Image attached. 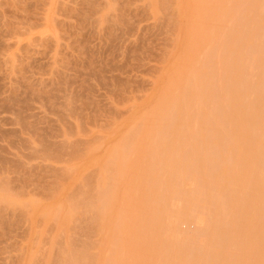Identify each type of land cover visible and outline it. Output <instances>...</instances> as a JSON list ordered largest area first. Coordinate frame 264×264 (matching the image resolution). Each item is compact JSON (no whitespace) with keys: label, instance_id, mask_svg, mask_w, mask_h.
<instances>
[{"label":"rangeland","instance_id":"rangeland-1","mask_svg":"<svg viewBox=\"0 0 264 264\" xmlns=\"http://www.w3.org/2000/svg\"><path fill=\"white\" fill-rule=\"evenodd\" d=\"M192 1L194 2V4L197 3L196 7L197 5L201 4V7H200L201 9H204L202 7H204L207 3L216 4L218 8L214 10L213 8L216 7L214 6L213 8L211 7L213 10L211 8L206 9V11H204L205 12L204 15L201 16L200 11L196 7H195L196 10L192 9L193 7L192 6L193 4H191ZM225 1L224 0H189V4H188L187 1L185 2V0H0V203H1L0 204V264H65L66 261H67L66 264H68V260L69 262L72 263V261L70 260L73 256H74L73 258H76L78 260L77 256H75L76 253L78 257L80 256L81 258L83 257V255L85 254L87 255L86 256L87 262L83 263L85 262V259H86L85 257L84 261L82 262H81V259H79L80 262H76L78 264H81V263L88 264V262L89 264H107V262L108 264H118L117 262L119 263L121 262L120 264H130V263L131 264H143L144 262H145L144 264H167V263L173 264L174 258H175L174 256H176L177 258V262L175 258L176 264H179V263L180 264H184V263L185 264H192V263L199 264L198 259L201 254L199 255L198 253L201 251L200 249L203 250L202 247H204V251H205L206 250L205 246H207L206 244H209V240L212 243L213 239L215 241V242L213 241V243H216L219 246L221 245V247L219 246L218 247L223 250L224 254L226 253V251H228L225 255L221 254L220 256V257L226 258L225 261H227V258H229V255H227L229 253L231 256L233 255L232 257L234 258L236 257L234 256V254L236 253L237 255H240L238 256L239 258L241 257L240 253H243V254L250 253L251 254L252 252L254 253V257H255V253L256 255L260 256L258 260H261L262 262L258 261L259 264L264 263L262 260L263 258L261 259V257L263 256L259 254L263 251V255H264V250H262L264 247L260 249L258 246L257 248L260 249L261 252L256 250V248H255L256 252H253L252 250L254 248H248L247 246V244L248 245L250 244V240L253 237L252 233L251 234L249 233L251 237L248 235L247 229H248V226H250L248 222H247L248 225H247L246 231L242 229L244 226L242 227L241 225H240L241 227L239 226L240 228H236V225H235L234 228L236 229L232 227L234 229V230L232 229L233 232L237 231V233H239L237 234V236H235L236 234L233 235L234 233L232 232L233 233L232 235L235 236L234 237L235 241L232 240L234 241V244L238 243L240 246H242L240 242H242V240H245L246 242V246L243 245V248L240 249L241 252L240 250H236L240 248V246L237 244V246L235 245L236 246L235 247L232 244V242H230L229 240L228 241L231 243V245H228L229 247L227 246V250L226 248H223L222 246L223 244L222 241L224 242L223 239L227 240L230 237L229 236L230 232L228 233V231H231L230 227L234 226L233 225L234 223L232 220H234V222L239 221V222H236L237 225L238 223H240V220L243 219V216L245 220L247 219L249 220V218L251 217L247 218V216L253 217L254 216L253 214L255 213V209H256L254 208L256 204L255 206L254 204L252 205L253 201L252 203L250 202V204L254 206L253 209L250 208L254 210L253 214L252 215L249 214L250 209L249 210L245 209V207L249 203L246 201L251 200L250 199L251 197L250 198L248 197L249 192L251 191V189H253L252 185L250 186L249 184L251 182L249 183L245 182L246 184L245 185L244 183H242V180L239 181V179H237L235 181V179H232L230 177L233 174L234 176L236 175L237 172L235 171H238V173L240 174L239 171H242V169L244 168L242 167V164L244 163L242 162V160L245 161L243 159L244 157L241 155L245 156L247 153L249 154L251 151L254 152L252 149L256 145H254L253 147V144H252L253 148L252 149L248 148L251 151H248L247 149L248 145H246L247 150L244 151L245 143L241 141L240 142L243 143L242 145L244 147L242 145H241L242 147L238 149L235 147L237 139L235 140L234 138H236L237 137L236 135L238 134H234V133L238 132L237 131L238 126L240 128V125H238V121H239L238 120L237 127H236L235 121L234 123H232L233 120L229 121V117L232 118V115L235 114L234 110L238 107H243L244 103L246 105H244L243 108L249 111L247 112L248 114L251 113V111L248 110L250 106L253 107V108L250 107L252 108V111L254 113L256 111L258 115L261 113L263 114L264 112V100H263L264 71L261 70L259 72V69H262V68L264 69V63L261 62L262 60H264V54H263L264 53V7L261 8V10H259L260 7L264 5L263 0H260V1L254 0V3H251L252 0H249V1L248 0H231L232 3H229L230 0H225ZM247 2L250 3V4L248 3L250 6L246 4ZM259 2L263 5L259 6ZM186 3L188 4V6L189 5L190 6L185 10ZM202 4H204V6H202ZM251 4H255V7L257 10L256 12L253 7L254 5H251ZM258 6L259 8L257 9ZM247 7H249V11L251 14L248 12ZM197 10L199 11V13L197 12ZM201 13H203V11ZM247 17H249V20H250L249 23L246 22L248 24V27H246L247 24L245 23ZM259 20H262V21H259ZM241 22L244 26L241 24ZM192 24H193V27H194V24H196L197 26L199 25L198 27L200 28L202 27L203 30L201 31L202 28L198 29V27L195 26L196 28L194 27L195 28L194 31L198 29V31L202 32L200 33L201 35L205 33L204 31H206V33L204 34L205 37H203L202 35L201 40H199L200 37L199 39L197 37L198 40L196 39V37L192 38V36H194L197 33V31L194 32L195 34H193L192 36L188 33L189 31H193L192 29H194L192 28ZM205 24L206 26H204ZM242 26L243 28L244 27L246 28V31L243 28H241ZM241 31H243V33ZM261 32L263 33L262 35H261ZM255 33H259L260 35L258 34L255 35ZM218 34H221L222 36L223 35L224 36L221 37V35L218 36ZM232 34H233V37L236 36L234 38H237V40L241 39L242 41L235 40L232 37ZM249 34L250 36H252L251 40H249L250 38ZM253 34L255 36L254 38H253ZM188 35L190 36V38ZM196 35H199V34H196ZM239 35L240 36L242 35L241 38L240 37L238 38ZM207 36L208 38L215 36L214 39L217 37H220V38H217L218 40L215 39V42H213V44L211 43V46H209L210 44L205 43L211 40V39L208 40ZM246 37H249V38L247 39ZM188 38L190 40L192 38L194 41L196 39L199 42L197 43L195 42L196 44L193 43L195 45H192L191 41L193 40L189 42ZM252 38L256 40L257 42L253 43L254 41ZM234 40L237 43L233 42ZM186 41L188 42V44L186 43ZM231 41L232 43H234L233 46L235 45L236 47H238L236 44L238 45L241 44V43L239 44L238 42H242V43L246 42V44H249L250 47L254 46L255 44L256 45L254 46L255 50L257 47H260V46L262 47V49L260 48L261 50L259 51V53L261 52V55L259 54V56L261 57L258 56L259 58H257V55H258L257 53H255L256 55L252 53L253 48L251 50L250 48L248 50L244 49L246 51L242 50L245 52V53L242 52L243 60H244V56L247 58V61L245 59L246 63H248L249 61L248 59H251V62L253 63L252 64L249 61L250 65L252 64L251 67L253 65L255 67V65L258 64L257 65L258 69L255 68L253 70L254 67H252L251 72L253 71L254 72L251 73L249 72V69H250L249 63L245 64L244 63L245 61L243 60H242L243 62L241 61L242 67L243 65L247 66V67L244 66L243 68L244 69L243 72L245 74L241 73L239 69H237V71H239L242 75L247 74V76H243L247 78V80L243 81L244 83H242V80H244V78L242 77H241L242 80L240 79V83L238 80H236L238 83L234 80L236 82L235 84L234 82H232V79L230 81V79L226 78L227 74L231 73L230 75H232L234 73L231 70V68H229L230 71L227 72L228 67L229 66L232 67V60L230 59L234 60L233 57L235 55L234 54L232 56L230 51L238 50V48H236L235 46L234 47L236 50L233 48L232 43H228ZM259 42L262 43L263 45L262 44L260 45ZM223 43H224V46H223ZM256 43H258L259 45H257ZM218 45L220 48L217 47ZM249 50L251 52L250 55H252L251 57L250 55H248V53L250 52L247 53V51ZM258 50L259 48H257L256 51ZM228 53H229L230 58L227 56ZM188 56L190 60L191 58L195 60V57H198L199 63H198V58H197V61L196 60L195 61L197 62V64L202 65L203 70L201 69V74H200L198 73L200 72V70L198 71V68L200 69L199 66L201 65H198V68L196 66L194 68L193 66L194 68L193 70L197 68L196 70L198 71L196 74L197 77H195L197 80H194L195 78L193 80L195 81V83L196 81H199L197 82L198 86L199 85L201 86H199V88L195 86L196 87L195 89V87L192 88V86L187 85V87H191V89L188 88L190 91H187V92L185 91L184 93H185V96L189 97V99L191 98L193 99L194 97H192V94L195 93L197 88L199 92L201 91V93L198 94L200 97L202 96L201 98H199V101H198L199 102L198 104H200L199 106H201L202 104L200 110H199L198 104L193 105L195 102L194 99L197 100L196 98L193 99L194 102L190 100L192 104L190 103V101H188L189 103L187 102V100L189 99L188 97H185L183 93H182L183 97L182 96L181 97L183 100L185 97L184 102L183 101L181 102L180 100L181 97L180 99L177 98L180 96L178 94H181L180 92L181 85H179L180 89L178 91V89H175V87H177L178 85V81L174 83L175 79L173 78L172 80L171 79L172 77L170 78V77H167L166 75L169 73V71H170V75H171V72H172V75L174 76L177 75L178 72L180 74L181 70L179 68L182 65L181 66L179 65L178 67V64H182V62L180 63V61H184V59H186V57L188 58ZM252 58L254 62L252 61ZM256 59L257 60L260 59V60L257 61ZM190 60H189V63H190ZM187 61L188 60H186V62ZM225 61H227L228 64L229 63L230 64L229 65L226 64L227 62L225 63ZM184 62H183V66L185 67L186 70L182 67L181 68L182 70L184 69L183 71L186 74L188 73L187 71L189 68L188 65L190 66L191 64L186 63L187 65H184ZM257 62H260V63H257ZM223 65L224 67L226 65L227 66L224 68ZM176 66L178 67L179 71L177 70V68H176L177 71L175 70ZM172 67H174L173 71H171ZM191 68L192 67L190 66L189 71ZM174 70H175V73L177 74L174 73ZM196 70L194 73H191L193 74L192 76H194V74L196 73ZM218 71L220 72L222 71L221 73L223 74H221L220 72L219 74H215V73H218ZM190 72H189V75H190ZM224 72L225 73L227 72V73L225 74ZM239 74L238 75L235 74V75L238 76V78H240ZM223 75L225 77L224 79L226 80H224L223 77H221ZM248 76L251 77L250 80ZM177 77H179V75L176 76L175 78ZM183 78L185 79V77ZM198 78L200 80H198ZM166 79H169V80L171 79L172 80V81L170 80L171 82L174 81L173 85L175 84L177 85L172 86L170 85L171 82L165 83ZM180 79H181V76L180 78H178V80L180 81ZM191 79L192 77L189 80ZM219 79L221 80L219 81ZM169 80H167V82H169ZM194 81L192 83H194ZM227 81L230 83V84L228 83L229 86L227 85ZM246 81L248 83H246ZM181 82L183 81L181 80ZM218 82L225 84L223 89L221 88L222 84L220 83L219 85ZM213 84L216 86H220V90H219V87L214 86L213 87L214 89L211 92L216 94L215 91L218 90L217 93L222 94L223 102L221 100L222 98H217L216 97L217 95L216 96L214 94L211 95V93L207 92ZM183 85L184 84H182V88H183ZM190 85H193V84H190ZM205 85L207 88L205 87ZM230 85H231V91L234 90L233 93L231 91H229L231 93H228L227 91L228 87L230 90ZM238 85L239 87L241 86L244 87L243 91H242V88L236 87ZM185 87H186V84H185ZM204 87L206 88V90ZM215 87L217 88V90ZM249 89H251V91ZM253 89L255 90L253 91ZM223 90L225 91V93ZM159 91H161L162 93H159ZM204 91H206V93L208 94L207 97H205L206 95L203 94L205 93ZM164 92L169 94L170 97L167 94L164 95ZM197 92L198 91H196V95H197ZM158 93L160 94V96L162 95V97L164 95L165 99L164 100L161 99L162 97L158 96L159 95ZM170 93H172V97ZM257 93L261 95L262 97V98L260 97L261 99H259L258 97L259 95ZM173 94L175 98L177 99L174 98ZM209 94L211 95L209 100L213 99L214 96L216 99H220L221 105H219V107L217 104H220V102L219 100H216L215 98L214 99L217 101V102L215 101V103H217L216 107L214 106L215 105V103L213 102L214 100H212L213 103L207 104L208 99L205 100V98H208ZM224 94L225 96H223ZM226 94H228L227 95L228 97L226 96ZM232 94L234 96H232ZM166 95L168 96V98H172V99L174 98L173 103H175L174 100H176L178 104L182 106V107L176 106L178 104L175 103L176 104L175 108H173L174 106L172 107L168 104L170 102H166L163 104V105L165 104L169 105L166 107V109L170 107L169 109L172 110L173 108L176 111L175 112L172 110V112H175V114L168 112L169 115L168 116L166 115V116L169 117L171 114L169 118H171L173 114H174L173 117L176 118L178 116L179 111L182 109L179 113L178 121L176 120L177 118L173 119L172 117V119L174 120V121L172 120L173 124L175 125V127L178 128L175 134L179 132L180 135H178L179 134L178 133L177 135L173 136L176 128L173 126V124H171L172 121L170 122L171 126L169 125V123L167 124L166 122H169V119L167 120L166 118L167 121L165 120L164 122L165 124L158 122L160 123L158 124L159 126L161 124L163 125V127L160 126V128L163 130L161 129L159 130L162 132L164 131L166 133V127H165L166 125L170 126V127L167 126L168 127L167 133L169 131L168 134H171L170 128L172 126L175 130L172 129L173 130L172 132L173 135L171 134L172 136L167 135V133L165 134V136L167 135V139L164 137V135H162V138H164V140H162L160 136L161 132L158 133L159 135V136L157 135L158 137L156 136L157 130L159 128L157 127L158 125L156 121L158 119L156 117L160 115L157 116L155 114L157 111L155 110H157L158 107H159L158 109L160 110V105L162 104V101L163 102L168 101L166 100L167 99ZM231 96L234 99H232ZM238 96L240 98H238ZM156 98H159V99H156ZM172 99H171V102H172ZM203 99H204V102H203ZM235 100L236 101L240 100V101H238L237 103ZM260 100H262V102ZM186 102L188 103L187 106H185L187 104ZM256 102L258 103L261 102L260 103L261 108L256 106L258 105V103ZM237 104L240 106H238ZM163 105L161 109H163L162 111L165 112V108L163 107H165L166 105L165 106ZM208 105H212V107ZM235 106L237 107L235 108ZM214 107L215 109H213ZM227 107L229 108V111ZM222 108H224L223 109L224 111L227 110L226 111L227 113H225L222 110ZM254 108L256 110H253ZM210 109H213L214 111L216 110L215 111L216 115L217 117H219V119H221V121L226 120L227 122H229V123L225 122L227 124V125L225 124L226 127L223 122L225 129L221 128L223 126L217 127L215 125L216 123H214L213 121L216 115H214L215 112L211 111ZM257 109L259 110L262 109L263 112L262 111L258 112ZM241 110H242L241 112H243V109ZM144 111H146V114ZM231 111L234 113H232ZM245 111L243 112V115L245 114L244 117H246ZM20 112H22V114ZM206 112H211L213 114L212 116L213 118L210 116L212 115L211 113L208 115V113ZM236 112H239V109L236 110ZM241 112H239V114ZM159 113L162 114V112H159ZM154 114H155L154 117L157 120L152 122L154 119L152 115ZM165 114H167V112H165ZM193 114L196 115V117ZM205 114H206L205 117L207 118L210 117L208 121L210 122L212 127H215L216 128L215 130H219L218 128H221L219 131L221 132L223 130L224 135H222V133L218 135L217 132H215V134H212L211 132L212 127L208 129L209 126H206V124L204 125V123L206 122H204L203 120L205 118L203 115ZM252 114L253 113H251L250 115ZM262 114L261 116L264 115ZM163 115L164 114H162V118L165 117V115L164 116ZM235 115H237V117L240 116L241 121L243 120L242 115H238V113H236ZM190 116L193 118H190ZM222 116L224 118H222ZM149 117H152L151 121ZM201 117H203V119H201ZM143 118L144 120L146 118H149V124H148V121L143 122V124L146 123L144 128H142V124H141L142 123L141 121ZM175 121H177L178 123ZM241 121L239 122L242 124ZM208 123L207 125H209ZM263 123H264V119H263ZM187 124H189V126ZM233 124L235 125V127ZM153 125L156 127L154 128ZM182 126H185V128H183ZM204 126L208 128L205 129ZM257 126L259 128L261 126V129L263 130L262 127L264 126L262 125V123L261 125H257ZM141 128H142V131H141ZM241 128H243L244 131L246 129L243 126ZM249 128L251 127L249 126ZM252 128L254 127L252 126ZM256 128L253 130L257 132L259 128L257 130ZM180 129L181 130L183 129L184 133L186 132L184 129H187L188 131L190 129V132L191 131L193 132V133L191 132L193 136L191 135V133L187 131L190 135V139H189V135H187V132L185 133L186 135H184L183 132L182 133L180 132L181 131ZM154 131H156V134H152V132L154 133ZM258 131H259V134L261 135L262 133H260V130ZM138 132H141V133H138ZM240 132L242 133L243 131L241 130ZM249 132L251 133L250 130L248 131V133ZM248 133L246 130L245 134L248 135ZM203 134L204 135L208 134V135L207 136L205 135L206 137H204ZM230 134H232L231 135L232 137L235 135V137H233L235 141H232L231 137L230 138L227 137V135H230ZM259 134H253V135H259ZM250 135H248V137ZM168 136L170 140H168ZM192 137H194V139ZM259 137L260 136H258V138ZM191 138H192V141H191ZM261 138L260 140L262 141L264 139V136H263V139ZM165 139L167 142H165ZM255 140H257V138ZM190 142L192 143L190 144ZM121 143H123V145H125L126 148ZM180 143H183V145ZM257 143L259 144L260 142H257ZM262 143H260L259 145H261ZM177 144H180L181 147ZM189 144L192 146H190ZM118 145L121 146L120 151L117 148ZM178 146H179V149L176 150ZM233 146L235 147V149H233ZM262 146L264 147V145ZM116 148L119 152L116 150ZM169 148L170 150L172 149L171 150L172 152H170ZM182 149L183 150L185 149L187 151L184 152ZM231 149L235 151V153L237 154L234 156H231L232 155L231 152L233 153ZM258 149L260 150V148ZM229 150H231L230 156H229ZM242 150L244 152L241 153L240 151ZM108 151L109 152L111 151L110 152L111 154H107ZM114 151H117V152L114 154ZM124 151H127V152H124ZM206 151L207 152L209 151L210 154L207 153ZM165 152L167 153L169 152V153L165 155ZM263 152L264 151L262 150V152L260 153L263 155L264 154ZM255 153L257 155L259 154L258 152H255ZM177 154L179 155L177 156ZM192 154H194V156ZM120 155L121 157H119ZM162 155L165 156L164 158L166 159H163ZM212 155L213 157H211ZM206 156L208 158H206ZM234 157L237 159H235ZM233 158L235 159V161L233 160ZM225 159L228 161H225ZM107 160H108V164L105 165ZM111 160L113 161L117 160L119 161V163L121 162L122 165L124 163L125 167L127 166V168H125L124 165L121 166L120 164H118L119 167L121 166L123 169H127V170L129 167V170L128 171L122 170L120 167L121 172L120 171L117 172L115 168H118V165L116 164L117 167H115L116 166L114 164L115 162L112 163L113 161ZM161 160L162 161L165 160V161L162 162ZM194 160L196 162H194ZM97 161L99 164L97 163ZM110 161L112 165L114 164V167H112L111 163H110L111 166L109 165ZM117 161L116 163H118ZM146 161L148 163H146ZM224 161H225V164H222L224 163ZM262 161H264V158ZM187 162L188 164L185 165ZM158 163H160V165H158ZM201 163L202 164L204 163V165H202ZM238 163L239 165H236ZM263 163L262 164L260 163L261 166H259L260 165L259 164L258 167H255L253 169L255 170L258 168L259 170V171L256 170L255 174L252 173L254 172L253 170L252 172L250 170V172L252 173L251 175H253V177L251 176L252 178L250 176H246V173H247L246 171H248L246 169L249 167L245 169L246 170L245 175H244V172L243 174L241 173V175L246 176V178L250 177L251 180L250 178L248 179L253 182L255 181L254 177L256 176V172H258L257 175H260V179H261V177L264 175L261 176V174L263 173L262 171L260 172V170L261 169L263 170V168L261 169L259 168L262 167V165L264 167ZM163 164L167 166L165 167ZM218 164L221 166H218ZM102 165H104V169ZM152 165L154 166L155 169L153 168ZM207 165H210L212 168L210 167V170H209V166ZM228 165L230 168H228ZM84 166L86 167L84 168ZM226 167H227V170L225 169ZM106 168H107V173H105ZM108 168H111V169H108ZM112 168H114L115 170H113ZM151 168L154 170H150ZM163 168L165 169L168 168V169L163 170ZM172 169L173 171H171ZM199 169L201 170V172ZM204 169L205 170L208 169V171H205ZM142 171L144 172V175ZM161 171L165 173L163 174L161 173ZM123 172H126L125 173L126 175ZM223 172L224 174L226 173L225 176ZM207 173L210 174V177L208 176ZM106 174H107L109 181H106L107 180L106 179L107 177L105 178ZM119 174L122 175V177H120ZM158 174H159L160 180H159V177H157ZM160 174H163L164 177L163 175H161L162 176L161 178ZM204 174L207 177H204ZM108 175L112 177L110 178ZM123 175H125L126 178H124ZM150 175L153 177H151ZM167 175H168V178H167ZM154 177L156 179H154ZM223 177L225 178L223 179ZM228 177L230 180L228 179ZM164 178H166L165 180L168 179L170 183L168 180L164 182ZM241 178H244V177L241 176ZM111 179H114V180L111 181ZM127 180L129 182H127ZM256 180L258 179L256 178ZM105 181L107 183V186L105 185L106 184ZM218 181H222V182L217 183ZM243 181H247V180L245 179ZM113 182L120 184V185H117V184L115 185ZM126 182L130 184V187L128 186V184H126ZM179 182L181 183V185ZM163 183H164V187H163ZM222 183H224V185ZM259 183H261V181ZM259 183H258V186L257 187L255 186L254 188L259 189L260 187H262L261 185L259 187ZM177 184H179L180 186L179 185L176 186ZM247 184L249 185L248 187H247ZM253 184H255V182ZM174 185L176 186V188ZM222 185L224 188L227 187L225 188L227 190L226 191L224 190L226 192L225 193L226 196L228 195L227 200L225 199L226 203L231 202V206L234 204L233 206L234 208H236L235 210L236 213L234 210H231L233 214L229 212L230 210L225 212L228 215L231 214L229 216L225 214L224 217H227L226 219L227 221L228 218L231 216V218H229V222L232 221V225H230V227H229V224L225 225L224 230H228V231L223 230L224 232L228 233L227 235L226 233H224L226 236L220 234L221 232H223L222 230L220 231V233L218 232L222 236L221 238L218 236L216 232H214L213 230L214 224L212 227H210L211 226L210 217L211 219L213 217L209 213L214 215L212 212L213 210L210 211V209L215 206L208 205V203L214 202L213 200L210 201L212 199V196H214L213 195V193L215 192L214 189H216L217 187V190H218V186H222ZM262 185L264 189V184L262 183ZM111 186L112 187L114 186V189L111 188ZM125 186L126 187L128 186L129 191H128V188H126ZM131 186L132 188H135L136 191H134V189H131ZM149 186L151 187L147 188ZM153 187L155 188L153 189ZM107 188L109 190H107ZM165 188H167V190ZM148 189L150 191H153L150 194L153 193L154 195L153 194L150 195L149 193L148 195L146 191ZM183 189L185 190L184 192H182ZM263 189L260 188L259 190L260 192L258 191V194L255 192L253 193L257 194L258 196L259 195L261 196V194L259 193H261V190L264 191ZM149 190L148 192H150ZM212 190L214 191L213 193L211 192ZM154 192H157V194ZM217 192H219V190ZM141 194H143L144 196L143 198H141L142 197ZM222 194L225 196L224 192L223 193L221 192V195ZM251 194L249 195L251 196ZM262 194H264V192H262ZM168 195L170 197H168ZM102 196L105 198L108 197L109 199H105ZM149 196H152L153 199L154 198L157 199V196H158V200L160 198L159 201H161V199L162 201H164L163 205L159 204L160 202H158L155 199H154L155 203L158 202V204L152 203L151 201L153 199L149 201L150 200L149 198H151ZM137 198H140L138 200L141 202V204H139L140 202L137 203L140 205V206L137 205L138 206L137 208H139L140 212L142 211V209L145 212L142 211L143 213L141 214L138 213L140 217H136V219L140 221H136L137 223H134L133 219H135V217L132 216L134 215L132 213H134L135 210H133V208L130 209L131 207H133L130 205L136 204L134 202L133 203L131 202L137 200ZM222 198L224 200V197ZM144 199L146 200V204H147V199H149L148 204H151V203L154 204L153 205L154 208L152 209L151 208L152 205H149V208L151 209H147V207H145L146 205H143L145 203ZM138 200L135 202H138ZM214 200H217L216 194H215ZM218 201L219 200H217V202ZM260 202H261V199H260ZM260 202L257 203V206H260L259 205ZM262 202L264 201L262 200ZM96 203L97 205H95ZM33 204H35L36 207H34L35 205ZM89 204L94 205V207H91V205ZM126 204H130V205H126ZM250 204L249 206H251ZM71 205L73 207L75 205V207L73 208ZM70 206L73 209H71ZM76 206L78 209L76 208ZM127 206L128 207L130 206L129 209L132 210V213L128 211L130 213V217L131 216L134 217L132 221L130 220L131 218L127 217L129 215L128 212L124 211V210H129ZM157 206H160V208L163 207V210L161 211L160 208ZM207 207L208 208L210 207L209 210ZM135 208L136 207H134V209ZM40 209L42 211H44V209H47L49 211L50 209L49 214L45 213L47 210L44 211L43 213L40 212L41 211ZM214 209L218 211L217 208H214ZM260 209H257V211ZM139 210L137 212H139ZM245 210L247 211V214H248L246 217H245L246 215ZM121 211H122V215L124 213L126 214L122 216ZM263 211L264 209L262 210V212ZM152 212L155 215H153ZM259 212H261V210L255 213L257 214V218H258L257 220L261 218L260 220L263 221L264 217L262 219V216L264 214L263 215L261 214L262 216L260 215L261 217L259 218L258 217ZM118 213H120L119 216H118ZM146 213H148L149 216L150 214L153 215V216L151 215L152 220L148 219V215ZM138 215H135V216H138ZM157 215H159V217L161 216L160 217L161 220H159V217ZM184 215L186 218L184 217ZM232 215H234L235 217V218L233 217L234 219H232ZM144 216H147V217L144 218ZM221 216L223 217L222 213H221ZM115 218L121 219L119 220L121 223L117 222L118 224L119 223L122 224V222H126L127 220L126 224L124 223L125 226L119 225L120 228H123L124 226L123 228L124 232L122 231L123 229L121 230L119 229V227L116 228V225L114 224L116 223ZM215 218H220V215ZM254 218L256 219V216L253 217V219ZM110 219L113 220L114 223L113 222L110 223L111 221ZM106 220L109 221V223ZM148 220H150L149 222H151L149 224L150 225L152 224L151 227L147 225ZM212 220L214 222L216 219H212ZM152 221H154L155 223H153ZM251 221H253L252 218H251ZM259 221H258V224L259 223L261 224V222ZM139 222L140 223L142 222V227L139 226L140 225ZM244 222L240 224H243ZM252 223L257 224V222H252ZM112 224H114L115 226L114 229H112L113 228ZM128 224L133 225L130 227L131 229L129 228L130 225L128 226ZM105 226L106 228L108 226H109L108 228H110V229L107 228L108 229L107 233L105 231L106 230ZM126 226L128 227L126 228ZM143 226H147V228L146 227L143 228ZM209 227L212 228V230H210ZM117 229L121 231L119 232L117 231ZM111 230H112L113 235L115 233L117 235L115 234L116 236H113L111 233ZM249 232L251 231L249 230ZM118 233L119 235L121 233V235L123 236L121 235L119 236ZM207 233H209V235L210 233H212L213 234V236H211L212 238H210V236ZM262 233L264 234V230L260 233V235ZM206 234H207V238H206ZM246 234L250 238V239L248 238L249 240L246 238L247 241H249V243H247L246 239H240L243 236L245 238ZM110 235L113 237H110ZM117 236L119 239L118 241L116 239ZM199 236H202V237H199ZM233 236L231 237L233 238ZM261 236H262L261 239H264L263 235ZM114 237H115V240H114ZM120 238H123L124 242H123V239L120 240ZM208 238L210 239L208 240ZM236 238H237V242H236ZM220 240H221V244L218 243L220 242ZM259 241H263V240H259ZM193 242H196V243H193ZM245 242H243V244H245ZM189 244L190 245L193 244L196 250L198 249L196 246L199 245L198 247H200L199 248L200 251H198V253L196 254L197 251L193 249L194 246L193 247L191 246L190 248L188 247L190 246ZM217 245H215V247ZM226 245L224 244V246ZM263 245H264V242H263ZM263 245H260V246H263ZM210 246L214 248L213 244L212 245L210 244ZM166 247H169V248H166ZM218 247L215 249H218ZM186 248H188V250L191 249L193 251L192 253L189 250V253L193 254L191 255L192 259L191 257L190 258L188 257L190 256V254L186 255V252H187ZM228 248L229 249L231 248L230 250H233V249L234 250L231 252L230 250H228ZM184 249H185V253L182 252L183 253L182 256L180 255V253L178 254L179 250H180L179 252H181V251H184ZM221 249H219V251H221ZM242 249L244 250V252L242 251ZM79 253L82 254V256ZM220 253H222V251ZM247 254L246 255L244 254V257L248 258L247 260L249 263H253L252 261L254 260L252 258H251L252 260L250 259V257H253V255L251 254L250 256V254L248 255ZM64 255L67 256V258ZM168 255L170 257H168ZM172 255H174L173 258H172ZM178 255H180L181 257H178ZM215 255L216 254L212 253V256H215ZM68 256H70V259ZM166 256L168 257L167 259H166ZM183 256L185 258L187 256V259L190 261H188L187 259L184 260ZM196 256H198V259L195 258L197 260L193 258ZM207 256H209V259L211 260L210 258L211 255H207ZM207 256H205L207 258L206 262L208 261ZM231 256L229 259L232 258ZM258 256H256L255 258H257ZM244 257H242L244 260L243 263H242V259H241V262L239 260L237 261L244 264L246 262V259H244ZM63 258L65 262L64 260H62ZM90 258L92 259L91 260L92 262L94 261V263H91V261H89ZM98 258H100L101 261L100 259L98 260ZM96 259L98 260L97 262H96ZM172 259L173 261L171 262ZM213 259L215 258L213 257ZM152 261L153 263H151ZM220 261H219V264H220ZM231 261L233 262L234 259L232 258ZM231 261L228 260V262H231ZM255 261L254 263L256 264ZM201 263H203V261ZM235 263H236V258H235L234 264Z\"/></svg>","mask_w":264,"mask_h":264},{"label":"bare ground","instance_id":"bare-ground-1","mask_svg":"<svg viewBox=\"0 0 264 264\" xmlns=\"http://www.w3.org/2000/svg\"><path fill=\"white\" fill-rule=\"evenodd\" d=\"M186 1H187L188 4H189V0H185V2H186ZM224 1H225V0H224ZM248 1H249V0H248ZM255 1H260V0H255ZM192 2H193V1H192ZM192 2H191V4H193V5H192V6H193L192 9H193V10H194V9L196 10V8H197V9L200 11L201 16L204 15V13H205L204 11H206V9H209V8H211V7L213 8L214 6H216V4H211V3L208 4V3H207L208 5L206 4L205 6H204V4H202V6H204V7H202V8H204V9H201V8H200V7H201V4L197 5V7H196V4H197V3L194 4V2H193V3H192ZM225 2H227V1H225ZM183 3H184V2H183ZM229 3H232L231 0H230ZM248 3H249V2H247L246 4H248ZM251 3H254V0H252ZM257 3H258V2H257ZM257 3H256V5H257ZM188 4H187V3L185 4V5H186L185 10L190 6V5L188 6ZM249 4H250V3H249ZM249 4H248V5H249ZM263 4H264V0H263ZM263 4H261V3L259 2V6H262ZM185 5H184V6H185ZM194 5H195V6H194ZM211 5H212V6H211ZM243 5H244V4H243ZM251 5H254L253 7H254L255 12H256L257 10H256V7H255V4H251ZM208 6H209V7H208ZM229 6H231V5H229ZM244 6H245V5H244ZM249 6H250V5H249ZM259 6L257 7V9L259 8ZM195 7H196V8H195ZM206 7H207V8H206ZM241 7H242V6H241ZM251 7H252V6H251ZM253 7H252V8H253ZM263 7H264V5H263L262 7H260L259 10H261V8H263ZM212 8H211V9H212ZM216 8H218V6L214 7L213 9L215 10ZM236 8H237V7H236ZM242 8H243V7H242ZM247 8H248V12L250 13V11H249V7H247ZM247 8H246V10H247ZM200 9H201V10H200ZM213 9H212V10H213ZM198 10H197V12L199 13ZM217 10H219V9H217ZM187 11H188V10H187ZM202 11H203V13H201ZM237 11H238V10H237ZM253 12H254V11H253ZM243 13H244V12H243ZM250 14H251V13H250ZM254 14H255V13H254ZM233 16H234V15H233ZM255 16H256V15H255ZM241 18H242V17H241ZM244 18H245V16H244ZM229 19H230V18H229ZM231 19H232V17H231ZM262 19H263V18H262ZM222 20H223V19H222ZM222 20H221V21H222ZM243 20H244V19H243ZM234 21H235V19H234ZM259 21H262V20H259ZM242 22H243V21H242ZM242 22H241V24H242ZM246 22H248V23L250 22L249 17L246 18L245 23H246ZM221 23H222V22H221ZM239 23H240V21H239ZM237 24H238V23H237ZM246 24H247V23H246ZM246 24H245V25H246ZM202 25H203V24H202ZM217 25H218V24H217ZM217 25H216V26H217ZM242 25H243V24H242ZM195 26H197V25L194 24V27H195ZM198 26H199V25H198ZM198 26H197V27H198ZM204 26H206V24H205ZM219 26H220V25H219ZM243 26H244V25H243ZM243 26H242L241 28H243ZM194 27H193V24H192V28H194ZM246 27H248V24L246 25ZM195 28H196V27H195ZM195 28L192 29L193 31H189L188 33L192 36L193 34H195L194 32L197 31L196 34H199L200 36L195 34L194 36H192V38H195V37H196V39H197V37H198V39H199V37H200L199 40H201V36H202V35H203V37H205L204 34L206 33V31H204L205 33L203 32L204 34H202V35L200 34V33H202L201 31L203 30L202 27H201L202 29H201L200 27H198V29H201V31H198V29H196V31H194ZM204 28H205V27H204ZM217 28H218V27H217ZM222 28H223V26H222ZM222 28H221V29H222ZM251 28H252V26H251ZM218 29H219V28H218ZM239 29H240V28H239ZM243 29L246 31V28H245V27H244ZM223 30H224V29H223ZM252 30H253V29H252ZM190 32H192V33H190ZM241 32L243 33V31H241ZM247 33H249V32H247ZM247 33H246V34H247ZM225 34H226V33H225ZM250 34H251V33H250ZM250 34H249V37H250V38H249V37H246L247 39L249 38V40H251V37H252V36H250ZM257 34L260 35L259 33H255V35H257ZM262 34H263V33L261 32V35H262ZM183 35H184V33H183ZM185 35H186V34H185ZM206 35H207V34H206ZM216 35H217V34H216ZM216 35H215V36H216ZM219 35H221V34H218V36H219ZM251 35H252V34H251ZM188 36H189V35H188ZM209 36H210V35H209ZM215 36H212L211 38H210V37L208 38V36H207L208 40H209V39H211V40L208 41V42H205V41H203V42L208 43V44H210L209 46H211V43L213 44V42H215V39L218 40L217 38H220V37H217V38L214 39ZM223 36H224V35H223ZM223 36L221 35V37H223ZM229 36H231V35H229ZM241 36H242V35H241ZM241 36L239 35L238 38H239V37L241 38ZM245 36H246V35H245ZM186 37H187V36H186ZM186 37H185V38H186ZM226 37H227V36H226ZM232 37H233V34H232ZM234 37H236V36H234ZM234 37H233V38H234ZM254 37H255V36H254V34H253V38H254ZM189 38H190V36H189ZM189 38H188V41H189V42H190L191 40H193L192 38H191V40H190ZM227 38H228V37H227ZM227 38H225V39H227ZM230 38H231V37H230ZM253 38H252V39H253ZM256 38H257V37H256ZM196 39H195V41L193 40L194 42L191 41V44H192V45H195L197 42H199V41H197L198 39H197V40H196ZM202 39H204V38H202ZM234 39L237 40V38H234ZM242 39H244V38H242ZM247 39H246V40H247ZM221 40H222V39H221ZM232 40H233V39H232ZM235 40H234L233 42L237 43ZM238 40H239V39H238ZM238 40H237V41H238ZM223 41H224V40H223ZM239 41H242V40L240 39ZM244 41H245V40H244ZM244 41H243V42H244ZM247 41H248V40H247ZM253 41H254L253 43L257 42V41L254 40V39H253ZM258 41H259V40H258ZM184 42H185V41H184ZM195 42H196V43H195ZM186 43L188 44L187 41H186ZM193 43H195V44H193ZM205 43H204V44H205ZM216 43H217V41H216ZM221 43H222V42H221ZM228 43H232V41H231V42H228ZM238 43H239V44L241 43L240 45L236 44L238 47H236V46L234 45L236 48H238V50L235 49V47L233 46L234 43H232V46H233V48H234L236 51H234V50H233V51H232V50L230 51V53L232 54V56H233L234 54H235V55H234V57H233L234 60H233V59H230V60H232V67H230V66L228 67V69L231 68V70H232L236 75H238L240 72H241V73H244V72H243V71H244L243 68H244V66L247 67L246 65H243V67H242V65H241V61L243 60V57H242L243 54H242V52L248 50L249 48H250V50H251L252 48L254 49V46H256V45L254 44V46L250 47V45H249V44H246V42H244L245 44L242 43V42H238ZM259 43H260V42H259ZM225 44H226V43H225ZM250 44H251V43H250ZM256 44L259 45L258 43H256ZM261 44H262V43H260V45H261ZM184 45H185V44H184ZM214 45H215V44H214ZM219 45H220V44H219ZM219 45L217 46L218 48H220ZM221 45H222V44H221ZM227 45H228V44H227ZM229 45H230V44H229ZM251 45H252V44H251ZM262 45H263V44H262ZM223 46H224V43H223ZM223 46H222V47H223ZM225 46H226V45H225ZM239 46H240V47H239ZM212 47H214V46H212ZM230 47H231V46H230ZM215 48H216V46H215ZM227 48H228V47H227ZM227 48H226V50H227ZM257 48H259L258 51H256ZM257 48H256V50L254 49L255 51L252 49V53H254V54L257 53V54H258V55H257V58H259V57H261V56H259V54L261 55V52L259 53V51L262 49V47L260 46V47H257ZM260 48H261V49H260ZM221 49H222V48H221ZM230 49H231V48H230ZM244 49H246V50H244ZM242 50H244V51H242ZM250 50L247 51V53L250 52ZM218 51H219V50H218ZM232 52H233V53H232ZM244 53H245V52H244ZM247 53H246V54H247ZM262 53H263V52H262ZM231 54H230V55H231ZM250 54H251V52L248 53V55H250ZM263 54H264V53H263ZM195 55H196V54H195ZM248 55H247V56H248ZM255 55H256V54H255ZM177 56H178V55H177ZM196 56H197V55H196ZM227 56L230 58L229 53H228ZM251 56H252V55H250V57H251ZM253 56H254V55H253ZM258 56H259V57H258ZM191 57H192V56H191ZM228 57H227V58H228ZM248 57H249V56H248ZM184 58H185V57H184ZM197 58H198V57H195V60H196V61H197ZM174 59H175V58H174ZM174 59H173V60H174ZM245 59H246V61H247V58L244 56V60H243V61H245ZM262 59H263V58H262ZM186 60H188V61L186 62ZM189 60H190L189 56H188V58L186 57V59H184L185 62L179 60L180 63L182 62V64H178V67H179V65H180V66L182 65L181 67L185 69V67L183 66V62H184V65H187L186 63H189ZM191 60H192V61H191ZM191 60H190V63H189V64H191L190 66L192 67V68L190 69L191 72L189 71L190 66L188 65V67H189L188 70H187L188 73H186V74H185L184 71H183L184 69L182 70L181 67L179 68V69L181 70V71H180V74H179V72H178V74L175 73L176 68H177V70H178V67H177V66L175 67V70H174V73L177 74V75L174 76V75H172V72H171V75H172V76H171V75H170V71H169L168 74H166L167 77H170V78L172 77V78H171L172 80H173V78L175 79V82L173 81L174 83H176V81H178V85H177V84L173 85V82H171V81H172L171 79H170L171 81H170L169 79H166V82H165V83H170V82H171L172 84L170 83V85H172V86H176V85H177V87H175V89H178V91H179V89H180V88H179V87H180L179 85H181V91H180L181 94H178V95H180V96L177 97V98H179V99H180L181 96L183 97V94H184V96H185V93H184L185 91H186V92H187V91H190L189 89H191V87H187V85L192 86V88L195 87V86H197V87L199 88V86H201V85L198 86V83H197V82H199V81H196V83H195L194 80H197L195 77H197L196 74H197V72H198L199 70H200V72H198V73L201 74L202 65H201V64H197V62H196L194 59H192V58H191ZM228 60H229V59H228ZM228 60H227V61H228ZM248 60L251 62V59H248ZM254 60H255V59H254ZM256 60H257V59H256ZM259 60H260V59H258L257 61H259ZM227 61H225V63H226ZM243 61H242V62H243ZM246 61H245L244 63H245V64H248L249 61H248V63H246ZM252 61H253V58H252ZM172 62H173V61H172ZM253 62H254V61H253ZM261 62L264 63V60H262ZM176 63H177V61H176ZM193 63H194V64H193ZM195 63H196L197 65H196ZM198 63H199V58H198ZM225 63H224V64H225ZM251 63H252V62H251ZM255 63H256V62H255ZM255 63H254V64H255ZM257 63H260V62H257ZM226 64H228V62H227ZM229 64H230V63H229ZM229 64H228V65H229ZM242 64H243V63H242ZM252 64H253V63H252ZM252 64H251V65H252ZM174 65H176V64H174ZM198 65H201V66H199L200 69L198 68ZM249 65H250V63H249ZM251 65L249 66V68H250V69H249V72H251L252 67H254V65H253L252 67H251ZM257 65H258V64H257ZM257 65H255V67L253 68V70H254L255 68H257ZM261 65H262V64H261ZM193 66H194V68H195V66L198 68V71L196 70L197 68L195 69V70H196V73L194 74V76H192L193 74H191V73H194V72H195V70H193V69H194ZM226 66H227V65H226ZM226 66H225V67H226ZM223 67H224V65H223ZM225 67H224V68H225ZM186 68H187V67H186ZM221 68H222V66H221ZM260 68H261V67H260ZM173 69H174V67H172V70H171V71H173ZM226 69H227V68H226ZM228 69H227V72L230 71V69H229V70H228ZM237 69H239L240 72L237 71ZM257 69H258V68H257ZM177 70H176V71H177ZM185 70H186V69H185ZM192 70H193V71H192ZM202 70H203V69H202ZM218 70H220V69H218ZM246 70H247V69H246ZM246 70H245V71H246ZM261 70L264 71V69L262 68V69H259V72H260ZM178 71H179V70H178ZM211 71H212V70H211ZM225 71H226V70H225ZM232 71H231V72H232ZM247 71H248V70H247ZM263 71H262V72H263ZM182 72H183V73H182ZM185 72H186V71H185ZM189 72H190V75H191V77H192L191 80H189V79L191 78L190 75H189ZM219 72H220V71H218V73H215V72H214V73H215V74H219ZM221 72H222V71H221ZM221 72H220V73H221ZM227 72H226V73H227ZM238 72H239V73H238ZM253 72H254V71H253ZM253 72H251V73H253ZM262 72H261V73H262ZM224 73H225V72H224ZM226 73H225V74H226ZM234 73H233V74H234ZM241 73L239 74L240 78H238V76H236L235 74H234L235 76H234L233 74L230 75L231 73H230V74H227V77H226V78L230 79V81H231V79H232V82H234V84H235V83L237 82L236 80H238L239 83H240V79H241V77H242V78H244V80H242V79H241V80H242V83H244L243 81L247 80V78H245V77H243V76H247V74H246V75H242ZM247 73H248V72H247ZM187 74H188L189 76H188ZM221 74H223V73H221ZM244 74H245V73H244ZM169 75H170V76H169ZM178 75H179V77L175 78V77L178 76ZM241 75H242V76H241ZM261 75H262V74H261ZM173 76H174V77H173ZM180 76H181V79H180V81H179L178 78H180ZM182 76L185 77V79H184ZM218 76H219V75H218ZM200 77H201V75H200ZM200 77H199V78H200ZM221 77H223V79L225 78L224 75L221 76ZM236 77H237V78H236ZM248 77H249V76H248ZM187 78H188V79H187ZM194 78H195V79H194ZM199 78H198V80H200ZM219 78H220V77H219ZM235 78H236V79H235ZM250 78H251V77H249V80H250ZM193 79H194V80H193ZM215 79H216V78H215ZM217 79H218V78H217ZM167 80H169V82H167ZM181 80H182L183 82H181ZM186 80H187L188 82H187ZM220 80H221V79H219V81H220ZM224 80H226V79H224ZM234 80H235L236 82H235ZM261 80H262V79H261ZM193 81H194L195 84L192 83ZM212 81H213V80H212ZM222 81H223V80H222ZM180 82H181L182 84H184V85H183V88H182V84H181ZM216 82H217V81H216ZM224 82H225V81H224ZM189 83H190V84H193V85H190ZM218 83H219V82H218ZM218 83H217V84H218ZM220 83H221V82H220ZM220 83H219V85H220ZM228 83H229V82L227 81V85L229 86L230 83H229V84H228ZM237 83H238V82H237ZM246 83H248V82L246 81ZM162 84H164V83H162ZM185 84H186V87H187V88L185 87ZM221 84H222V83H221ZM255 84H256V83H255ZM202 85H203V84H202ZM208 85H209V84H208ZM208 85H207V86H208ZM224 85H225V84H222V87H221L222 89H223ZM232 85H233V84H232ZM243 85H244V84H243ZM245 85H246V84H245ZM160 86H161V85H160ZM166 86H167V85H166ZM166 86H165V87H166ZM214 86H216V85L213 84V85L211 86L212 88H211V87H210V89L208 88L209 90H208L207 92H208V93H211V95H212V94H214L215 96L217 95V96H216L217 98H222L221 100H222V102H223L222 94H218V93H217L218 90H217V88H216V87H219V90H220V86H216V87H215L216 90H217V91H215L216 94L211 92V91H213V89H214L213 87H214ZM233 86H234V85H233ZM248 86H249V85H248ZM263 86H264V84H263ZM161 87H162V86H161ZM205 87H206V85H205ZM205 87H204V88H205ZM208 87H209V86H208ZM226 87H227V86H226ZM236 87H239V85L236 86ZM246 87H247V86H246ZM168 88H169V87H168ZM170 88H171V87H170ZM188 88H189V89H188ZM198 88H197V90H196V91H198V92H197V95H196V91H195L196 87H195V89H194L195 93L193 92L194 94H192V97L196 98L197 100H195V99L193 98L194 101H195V102H194L192 98L189 99L188 96H185V97H188V99H189V100H187V102L191 100V101L194 102L193 105H197V104L199 103V102H198V101H199V98H201L202 96L200 97V96L198 95L199 93H201V91L199 92ZM206 88H207V87H206ZM206 88H205V90H206ZM239 88H242V91H243V88H244V87L241 86V87H239ZM201 89H202V88H201ZM201 89H200V90H201ZM211 89H212V90H211ZM222 89H221V90H222ZM232 89H234V88H232ZM172 90H173V89H172ZM237 90H238V89H237ZM247 90H248V89H247ZM249 90L251 91V89H249ZM254 90H255V89H253V91H254ZM170 91H171V90H170ZM178 91H177V92H178ZM192 91H193V89H192ZM192 91H191V92H192ZM209 91H210V92H209ZM223 91H224V90H223ZM227 91H228V93H231V92L233 93L234 90L231 91V85H230V90H229V87H228ZM229 91H231V92H229ZM235 91H236V90H235ZM257 91H258V90H257ZM167 92H168V91H167ZM175 92H176V91H175ZM204 92H205V93H203V94L206 95L205 97H207L208 94L206 93V91H204ZM240 92H241V91H240ZM244 92H245V91H244ZM244 92H243V93H244ZM259 92H260V91H259ZM159 93H162V92L159 91ZM159 93H158V94H159ZM182 93H183V94H182ZM224 93H225V91H224ZM234 93H235V92H234ZM243 93H241V94H243ZM32 94H33V93H32ZM165 94H167V93L164 92V95H165ZM170 94H171V97H172V93H170ZM245 94H246V93H245ZM257 94L259 95V93H257ZM164 95H163L164 98L162 97V95L160 96V94H159L158 96L162 97L161 99L164 100V99H165V96H164ZM167 95H169V94H167ZM167 95H166V96H167ZM175 95H176V94H175ZM186 95H187V94H186ZM189 95H190V94H189ZM193 95H194V96H193ZM211 95L209 94V97H208V98H205V100L208 99V101H207L208 103H207V102H205V103H207V104H209V103L211 104V103H213V102L215 103L216 100H219V102H220V99H216L215 96H214V98H215L216 100L213 98V99H210V100H211V101H210L209 98L211 97ZM227 95H228V94H226V96H227ZM238 95H239V94H238ZM247 95H248V94H247ZM251 95H253V94H251ZM262 95H263V94H262ZM173 96H174V94H173ZM195 96H197V97H195ZM198 96H199V97H198ZM219 96H220V97H219ZM223 96H225V94H224ZM232 96H234V95L232 94ZM232 96H231V98H232ZM240 96H241V95H240ZM244 96H245V95H244ZM160 97H159V98H160ZM169 97H170V95H169ZM182 97H181L180 100H181V102H182V101L184 102L185 97H184V100L182 99ZM203 97H204V96H203ZM227 97H228V96H227ZM227 97H226V98H227ZM235 97H236V96H235ZM258 97H259V99L262 98L261 95H259ZM260 97H261V98H260ZM159 98H156V99H159ZM174 98H175V96H174ZM174 98H173V99H174ZM177 98H175V99H177ZM238 98H240V97L238 96ZM171 99H172V98H168V96H167V99H166V100H168V101H164V102L162 101V104L160 105V110H161V111L158 109L159 107L157 108V110H155V111H157L155 114H156L157 116H158V115H160V116L156 117V118L158 119V120H157V119L154 117L155 114L152 115V117L154 118L152 122H154L155 120H157V121H156L157 125L160 124V123L165 124L164 122H165V120H166V118H167V120L169 119V122H166V123H167V124L169 123L170 126H171V124H173V121H174L173 119L175 118V117H173V116H174V114H175V112H176L175 109H173V108H175V105L178 104V102H177L176 100H174L175 103H176V104H175V103H173V99H172V102H171ZM232 99H234V98H232ZM245 99H246V98H245ZM255 99H256V98H255ZM152 100H153V99H152ZM201 100H202V99H201ZM212 100H214V101L212 102ZM249 100H250V99H249ZM263 100H264V97H263ZM19 101H20V100H19ZM31 101H32V100H31ZM37 101H38V100H37ZM159 101H161V100H159ZM191 101H190V103L192 104ZM209 101H210V102H209ZM224 101H225V100H224ZM231 101H232V100H231ZM235 101H236V100H235ZM238 101H240V100H238ZM238 101H236V102L238 103ZM243 101H244V100H243ZM260 101L262 102V100H260ZM166 102H170V103H168V104H169L170 106H172V107L174 106V107L172 108V110L175 111V112H172V110L169 109L170 107L168 108L170 111H169L168 109H166V107L169 106V105H166V104H165L166 106L163 105V104L166 103ZM187 102H186V103H187ZM196 102H197V103H196ZM200 102H201V101H200ZM203 102H204V99H203ZM216 102H217V101H216ZM245 102H246V100H245ZM261 102H260V103H261ZM172 103H173V104H172ZM188 103H189V102H188ZM188 103H187L186 105H185V103H184V105L187 106ZM233 103H234V102H233ZM256 103H258V102H256ZM256 103H254V104H256ZM260 103H258V105H256V106L260 107V105H261ZM22 104H23V103H22ZM148 104H149V103H148ZM157 104H158V103H157ZM171 104H172V105H171ZM182 104H183V103H182ZM216 104H217V103H215V105H214L215 107H216ZM231 104H232V103H231ZM235 104H236V103H235ZM235 104H234V105H235ZM240 104H241V103H240ZM28 105H29V104H28ZM154 105H155V104H154ZM162 105L165 106V107H163V108H165V112H167V114H165V112L162 111V110H163V109H161V108H162ZM193 105H192V106H193ZM199 105H200V104H198V107H199V110H200L202 104H201V106H199ZM205 105H206V104H205ZM205 105H204V106H205ZM217 105H218V107H219V105H221V102H220V104H217ZM225 105H226V104H225ZM237 105H238V104H237ZM244 105H246V104L244 103V104H243V107H244ZM252 105H253V104H252ZM176 106H180V105L178 104V105H176ZM189 106H190V105H189ZM208 106H211V107H212V105H208ZM238 106H240V105H238ZM249 106H250V105H249ZM253 106H254V105H253ZM10 107H11V106H10ZM15 107H16V106H15ZM149 107H150V106H149ZM155 107H156V106H155ZM180 107H182V106H180ZM180 107H179V108H180ZM190 107H191V106H190ZM193 107H194V106H193ZM195 107H196V106H195ZM206 107H207V106H206ZM215 107H214L213 109H215ZM218 107H217V108H218ZM230 107H231V106H230ZM236 107H237V106H235V108H236ZM243 107H238V108H236V109L234 110L235 114L238 113V115H242V119H243L242 121H241V117H240V116L237 117V115H235V114L232 115V118L229 117V121H230V120H233L232 123H234V121H235L236 127H237V121L239 120V121L242 122V124H241V123L238 121V125H240V128H241L242 126H243L244 128H246L245 131H244L243 128L240 129L239 126H238V130H237V131H238L239 133H238V132H235V133H234V134H238V135H236L237 137L234 138L235 140L237 139L238 142H237V140H236V144H235L236 146H235L234 144H233V145L238 149V148H240V147L243 146V145H242L243 143H245V145H244V146H245L244 151L247 150L248 148H249V149H252V148L254 147V145H256V146L258 145L259 147H258V146H257V147L255 146L257 149L254 147V148L252 149L254 152H252L251 150L248 149V151H251V152H252V153H251V152L249 153L250 155H249L248 153H247L245 156H244V155H241V156L244 157L243 159L245 160V161L242 160V162H244V163L242 164V167H244V168H243V169L240 168V169H242V171H239L240 174L238 173V171H235V172L238 173V174L236 173V175H237V176L235 175L236 177L234 176V174H233L232 176H230V177H231L232 179H235V181H236L237 179H239V181L242 180V183H244V184H245V182H246V183H249V182L252 183V184L249 183L250 186L252 185V187H253V189H251V191L249 192V194H251V192H252L253 195L251 194V196H250V195L248 194V197H249V198L251 197V198H250L251 200H247V201H246V202H249V203H248V205L245 207V209H246V210H247V209L249 210L250 208L253 209V207L255 206V204H256V206H257V203L260 202V199H261V202H260L259 205L261 206V204H262V206H261V207H260V206H257V207H259V208H257L256 206L254 207V208H256V209H255V213H257L258 211L261 210V212L258 213V215H259L258 217L260 218V217L264 214V213H263L264 211L262 212V210L264 209V208H263V207H264V206H263V205H264V204H263L264 202H262V200L264 201V196H263L264 194H262V192H264V191L261 190V193H259V194H261V196H260V195L258 196L257 194H258V191L260 190V188L263 189V185H262V183L264 184V176H262V175H264V172H263V171H264V167H263V165H262V167L259 168V169L263 168V170H262V169L260 170V172L262 171V173H263V174H261V176H262L261 179H260V175H257L258 172H256V176H257V177L254 175L258 180L261 181V183H259L260 181L256 180L255 177H254L255 181L252 182V181H250V180H251V178L253 177V175H251V174H252V173L255 174V171L258 170V168L255 169V170H253V169H254L255 167H258V165H259L260 163L262 164V163L264 162V161H262L263 158H264V156H263L264 154L262 155V154L260 153V152H262V150L264 151V147L262 146V145H264V142H263V141H264V139H263V136H264V127H262V128H263V130H262V129H261V126H260V128L257 126V125H261V123H262V125L264 126V123H263V119H264V117H263L264 115H263V114H264V112H263L262 109L259 110V109L261 108V107H260L259 109H257V111H258V112L262 111L263 114H262V113H261V114H262L263 116H261V114L258 115V114L256 113V111H255V113L252 111V108H253V107L250 106V107H252V108L249 107L248 110H250L251 113H253L252 115H250L251 113L248 114L247 112H249V111H247V110H246L245 108H243ZM246 107H247V106H246ZM258 107H257V108H258ZM184 108H185V107H184ZM184 108H183V109H184ZM227 108H228V107H227ZM255 108H256V107H255ZM255 108H254L253 110H256ZM6 109H7V108H6ZM25 109H26V108H25ZM155 109H156V108H155ZM177 109H178V108H177ZM204 109H205V108H204ZM208 109H209V108H208ZM213 109H210V110H211V111H214ZM223 109H224V108H222V110H223ZM232 109H233V108H232ZM238 109H239V112L242 111L241 109H243V112L246 110V111H245V112H246V117H244L245 114L243 115V112H241L240 114H239V112H236V110H238ZM146 110H147V109H146ZM166 110H168V111H166ZM179 110H180V109H179ZM179 110H178V111H179ZM181 110H182V109H181ZM181 110H180V111H181ZM192 110H193V109H192ZM192 110H191V111H192ZM230 110H231V109H230ZM5 111H6V110H5ZM158 111H159V112H162V114H164L165 117L162 118V114L159 113ZM178 111H177V112H178ZM180 111H179V113H180ZM197 111H198V110H197ZM197 111H196V112H197ZM207 111H209V110H207ZM215 111H216V110H215ZM215 111H214V112H215ZM223 111H224V110H223ZM226 111H227V110H226ZM226 111H224V112L227 113ZM228 111H229V108H228ZM232 111H233V110H232ZM232 111H231V112H232ZM14 112H15V111H14ZM144 112H145V114H146V111H144ZM168 112L174 113V114L172 115L173 119H172V117L169 118V117L171 116V114H170L169 117H167V116L169 115ZM200 112H201V111H200ZM200 112H199V113H200ZM202 112H203V111H202ZM224 112H222V113H224ZM234 112H232V113H234ZM16 113H17V112H16ZM20 113L22 114V112H20ZM157 113H159V114H157ZM179 113H178V116L176 117L177 119L175 118L177 121L179 120ZM204 113H205V111H204ZM206 113H208V115H209L211 112H206ZM229 113H230V112H229ZM13 114H14V113H13ZM145 114H144V115H145ZM147 114H148V113H147ZM202 114H203V113H202ZM202 114H201V116H202ZM211 114H212V113H211ZM137 115H138V114H137ZM141 115H142V114H141ZM149 115H150V113H149ZM164 115H163V116H164ZM166 115H167V116H166ZM176 115H177V114H176ZM176 115H175V116H176ZM182 115H183V114H182ZM193 115H194V114H193ZM214 115H216V112H215ZM138 116H139V115H138ZM194 116L196 117V115H194ZM203 116L205 117L206 114L203 115ZM210 116L212 117L213 114L210 115ZM152 117H149V118H150V121H151ZM180 117H181V116H180ZM236 117H237V119H236ZM149 118H146V119H145L146 121L144 120V118L142 119V121L139 120V121L142 122V123H141V124H142V128H144V126L146 125V123L143 124V122H147V121H148V124H149ZM159 118L161 119L162 122L160 121ZM190 118H193V117L190 116ZM190 118H189V119H190ZM198 118H200V117H198ZM209 118H210V117H209ZM209 118L205 117V118L203 119V117H201V119H203L204 122H206V123H204V122H202V123H204V125L206 124V126H209V128L207 127L208 129H210V128L212 127V125H211L210 122L208 121ZM212 118H213V117H212ZM215 118H216V119H215ZM215 118H214V121H213V119H212V121H213L214 123H216L215 125H216L217 127H218V126H219V127H220V126H223V127H221V128H222V129H223V128L225 129V127H226V125H227L225 122H227V121H226V120H225V121H221V119H219V117H217V115L215 116ZM222 118H224V117L222 116ZM227 118H228V117H227ZM238 118H239V119H238ZM138 119H139V118H138ZM140 119H141V117H140ZM162 119H163V120H162ZM225 119H226V118H225ZM234 119H236V120H234ZM167 120H166V121H167ZM172 120H173V121H172ZM191 120H192V119H191ZM194 120H195V118H194ZM219 120H220V121H219ZM4 121H5V120H4ZM12 121H13V120H12ZM171 121H172V123L170 124ZM177 121H175V122H177ZM180 121H182V120H180ZM201 121H202V120H201ZM14 122H15V121H14ZM158 122H160V123H158ZM191 122H192V121H191ZM198 122H199V121H198ZM208 122H209V123H208ZM220 122H221L222 124H221ZM223 122H224V125L226 124L225 127H224V125H223ZM139 123H140V122H139ZM139 123H138V124H139ZM150 123H151V122H150ZM156 123H155V124H156ZM177 123H178V122H177ZM177 123H176V124H177ZM194 123H195V122H194ZM207 123H208L209 125H207ZM219 123H220V124H219ZM227 123H229V122H227ZM243 123H244V125H243ZM151 124H152V123H151ZM155 124H154V125H155ZM179 124H180V123H179ZM217 124H218V125H217ZM154 125H153V127L155 128L156 126H154ZM169 125H166V126L164 125V126L166 127V133H167V129H168V127H170ZM180 125H181V124H180ZM187 125L189 126V124H187ZM194 125H195V124H194ZM194 125H193V126H194ZM210 125H211V126H210ZM233 125H234V124H233ZM120 126H121V125H120ZM140 126H141V125H140ZM160 126L163 127L162 124H161ZM160 126H159V125L157 126V127H159L158 130L161 129ZM167 126H168V127H167ZM173 126L175 127L174 124H173ZM173 126L170 128V129H171V134H172V135H173V133H172L173 130H175V129L173 128ZM185 126H186V125H185ZM185 126H182V127L185 128ZM190 126H191V125H190ZM206 126H204L205 129H207ZM245 126H246V127H245ZM249 126H250L251 128H249ZM252 126H253L254 128H252ZM165 127H164V129H165ZM182 127H181V128H182ZM234 127H235V125H234ZM247 127H248V128H247ZM256 127H257V128H256ZM142 128H141V131H142ZM175 128H176V130L174 131V135H173V136H175V135H177V134L179 133V132H177V134H175L176 131L178 130L177 127H175ZM179 128H180V127H179ZM194 128H195V127H194ZM221 128H218V129L220 130ZM228 128H229V127H228ZM255 128H256V130L259 128L258 130H260V133H262V134L260 135L258 130H257V132L254 131L253 129H255ZM172 129H173V130H172ZM192 129H193V128H192ZM215 129H216L215 127H212V130H211L212 134H215V132H217L218 135L221 134V133H222V135H224V134H223V133H224L223 130L220 132L219 130H215ZM239 129H240V130H239ZM156 130H157V129H156ZM158 130H157V134H156V131H154V133L152 132V134H156V136H157L158 133L161 132V135H160L161 138H162V135H164V137H165L166 139H167V135L172 136L171 134H168L169 131H168L167 135L165 136L166 133H165L164 131H163V132H164V133H163L162 131H160V130L158 131ZM161 130H163V129H161ZM180 130H181V129H180ZM184 130H185L186 132L188 131L187 129H184ZM214 130H215V131H214ZM241 130L243 131L242 133L240 132ZM246 130H247V133H248L249 130H250L251 133H252V134H251L250 132L248 133V135L251 134L249 137H248L247 134H245V133H246ZM252 130H253V132H252ZM261 130H262V132H261ZM27 131H28V130H27ZM194 131H195V130H194ZM203 131H204V130H203ZM213 131H214V133H213ZM180 132L182 133V132H183V129H182ZM186 132H185V133H186ZM188 132L191 133L192 131L190 132V129H189ZM188 132H187V135H189ZM255 132H256V133H255ZM138 133H141V132H138ZM162 133H163V134H162ZM183 133H184V132H183ZM185 133H184V135H186ZM192 133H193V132H192ZM192 133H191V135L193 136ZM217 133H216V135H217ZM225 133H226V132H225ZM227 133H228V132H227ZM228 134H229V133H228ZM234 134H233V135H234ZM253 134H259V135H253ZM178 135H180V133H179ZM194 135H195V134H194ZM205 135H206V134H205ZM205 135L203 134L204 137H206L208 134H207L206 136H205ZM231 135H232V134L227 135V137H229V138L231 137V140H232V141H235V140L233 139V137H235V135H234L233 137H232ZM136 136H137V135H136ZM140 136H141V135H140ZM140 136H139V138H140ZM142 136H143V135H142ZM152 136H153V135H152ZM158 136H159V135H158ZM158 136H157V137H158ZM169 136H168V140H170ZM181 136H182V135H181ZM181 136H180V137H181ZM200 136H201V135H200ZM225 136H226V135H225ZM256 136H257V137H256ZM258 136H260V137L258 138ZM261 136H262V138H261ZM180 137H179V139H180ZM184 137H185V136H184ZM212 137H213V136H212ZM250 137H251L252 139H251ZM254 137H255V138H254ZM192 138L194 139V137H192ZM192 138H191V141H192ZM253 138H254V139H253ZM256 138H257V140H255ZM260 138L263 139V140L261 141ZM153 139H154V138H153ZM166 139H165V142H167ZM187 139H188V137H187ZM189 139H190V135H189ZM201 139H202V138H201ZM215 139H216V138H215ZM258 139H259V141H258ZM139 140H140V139H139ZM156 140H157V139H156ZM158 140H159V138H158ZM158 140H157V141H158ZM162 140H164V138H162ZM199 140H200V139H199ZM210 140H211V139H210ZM228 140H229V139H228ZM157 141H156V142H157ZM179 141H180V140H179ZM179 141H178V142H179ZM187 141H188V140H187ZM194 141H195V140H194ZM240 141L243 142V143H241ZM121 142H122V141H121ZM158 142H159V141H158ZM161 142H162V141H161ZM180 142H181V141H180ZM182 142H183V141H182ZM200 142H201V141H200ZM239 142H240V143H239ZM257 142H260V143L263 142V143H262L261 145H259L260 143L258 144ZM123 143H124V142H123ZM123 143H121V144L123 145ZM170 143H172V142H170ZM191 143H192V142H190V144H191ZM230 143H231V142H230ZM232 143H233V142H232ZM237 143H238V144H237ZM250 143H251V144H250ZM256 143H257V144H256ZM161 144H162V143H161ZM180 144L183 145V143H180ZM180 144H177V145H179V146L181 147ZM190 144H189V145H190ZM228 144H229V143H228ZM252 144H253V147H252ZM158 145H159V144H158ZM164 145H165V144H164ZM166 145H167V144H166ZM175 145H176V144H175ZM175 145H174V146H175ZM208 145H209V144H208ZM212 145H213V144H212ZM225 145H226V144H225ZM225 145H224V146H225ZM241 145H242V146H241ZM246 145H248L247 149H246ZM250 145H251V146H250ZM123 146H125V145H123ZM171 146H172V145H171ZM171 146H170V148H171ZM174 146H173V148H174ZM179 146H178V148H177L176 150L179 149ZM187 146H188V145H187ZM190 146H192V145H190ZM227 146H229V145H227ZM231 146H232V145H231ZM234 146H233V149H235ZM244 146H243V147H244ZM249 146H250L251 148H250ZM120 147H121V146H119V145L117 146V148H118L119 151H120ZM200 147H201V146H200ZM222 147H223V146H222ZM261 147H262V148H261ZM117 148H116V150H117ZM125 148H126V146H125ZM159 148H160V147H159ZM170 148H169V150H170ZM186 148H187V147H186ZM231 148H232V147H231ZM258 148H260V150H259ZM165 149H166V148H165ZM191 149H192V147H191ZM191 149H190V151H191ZM215 149H216V148H215ZM226 149H227V147H226ZM237 149H236V151H237ZM254 149H256L257 151L254 150ZM261 149H262V150H261ZM118 150H117V151H118ZM159 150H160V149H159ZM162 150H163V149H162ZM167 150H168V149H167ZM171 150H172V149H171ZM171 150H170V152H172ZM173 150H174V149H173ZM180 150H181V148H180ZM182 150H183V149H182ZM216 150H217V149H216ZM231 150H232V149H231ZM231 150H229V156H230V151H231ZM111 151H112V150H111ZM111 151H110V152H111ZM117 151H114V154H115ZM119 151H118V152H119ZM165 151H166V150H165ZM183 151L185 152V151H187V150L184 149ZM199 151H201V150H199ZM211 151H212V150H211ZM211 151H210V152H211ZM232 151H233V150H232ZM244 151L242 150V151H240V152L242 153V152H244ZM248 151H247V152H248ZM259 151H260V152H259ZM108 152H109V151H108ZM108 152H107V154H111L110 152H109V153H108ZM124 152H127V151H124ZM206 152H207V151H206ZM255 152H258L259 154L257 155ZM158 153H159V152H158ZM162 153H163V151H162ZM162 153H161V154H162ZM168 153H169V152H168ZM168 153L165 152V155L168 154ZM193 153H194V152H193ZM196 153H197V152H196ZM207 153H209V151H208ZM227 153H228V151H227ZM233 153H235V151H233ZM233 153L231 152V154H232L231 156H234V155L237 154V153H235V154H233ZM254 153H255V154H254ZM263 153H264V152H263ZM112 154H113V152H112ZM159 154H160V153H159ZM180 154H181V153H180ZM194 154H195V153H194ZM194 154H192V155L194 156ZM202 154H203V153H202ZM204 154H205V153H204ZM209 154H210V153H209ZM238 154H239V153H238ZM253 154H254V155H253ZM118 155H119V153H118ZM163 155H164V154H163ZM163 155H162V156H163ZM171 155H172V154H171ZM178 155H179V154H177V156H178ZM199 155H200V154H199ZM227 155H228V154H227ZM261 155H262V156H261ZM108 156H109V155H108ZM115 156H116V155H115ZM124 156H125V155H124ZM160 156H161V155H160ZM172 156H173V155H172ZM175 156H176V155H175ZM184 156H185V155H184ZM190 156H191V155H190ZM197 156H198V155H197ZM207 156H209V155H207ZM207 156H206V158H208ZM92 157H93V156H92ZM95 157H96V156H95ZM95 157H94V158H95ZM98 157H99V156H98ZM100 157H101V156H100ZM113 157H114V155H113ZM119 157H121V155H120ZM164 157H165V156H163L162 158H163V159H166V158H164ZM186 157H187V156H186ZM195 157H196V155H195ZM211 157H213V155H212ZM226 157H227V156H226ZM235 157H236V156H235ZM235 157H234V158H235ZM262 157H263V158H262ZM102 158H103V156H102ZM102 158H101V159H102ZM174 158H176V157H174ZM234 158H233V160L235 161V159H237V158H235V159H234ZM238 158H239V156H238ZM95 159H96V158H95ZM106 159H107V158H106ZM167 159H168V158H167ZM177 159H178V158H177ZM184 159H186V158H184ZM184 159H182V160H184ZM217 159H218V158H217ZM231 159H232V158H231ZM261 159H262V160H261ZM104 160H105V159H104ZM113 160H115V159H113ZM113 160H111V161H113ZM179 160H180V159H179ZM221 160H222V159H221ZM89 161H90V160H89ZM89 161H88V163H89ZM95 161H96V160H95ZM111 161L109 162V165H110ZM116 161H117V160H116ZM116 161H113L112 163L115 162V163H114L115 165H116V164H117V165L120 164L121 166L124 165V163H123V165L121 164V162L119 163L120 159H119V161H117L118 163H116ZM121 161H122V159H121ZM158 161H159V160H158ZM161 161H162V160H161ZM164 161H165V160H164ZM164 161H162V162H164ZM185 161H186V160H185ZM187 161H188V159H187ZM225 161H228V160L225 159ZM225 161H224V163H222V164H225ZM91 162H93V161H91ZM99 162H100V161H99ZM105 162H106V161H105ZM124 162H125V161H124ZM150 162H151V161H150ZM159 162H160V161H159ZM190 162H191V161H190ZM194 162H196V161L194 160ZM204 162H205V161H204ZM219 162H220V161H219ZM221 162H222V161H221ZM236 162H237V161H236ZM242 162H240V163H242ZM97 163H98V161H97ZM102 163H103V161H102ZM112 163H111V165H112ZM146 163H148V162L146 161ZM172 163H173V162H172ZM174 163H175V162H174ZM198 163H199V162H198ZM207 163H209V162H207ZM98 164H99V163H98ZM107 164H108V160H107V162L105 163V165H107ZM114 164L112 165V167H114ZM167 164H168V163H167ZM184 164H185V163H184ZM187 164H188V162H187L185 165H187ZM194 164H195V163H194ZM201 164H202V163H201ZM245 164H246V165H245ZM261 164H260L259 166H261ZM263 164H264V163H263ZM111 165H110V166H111ZM117 165H116L115 167H117ZM153 165H154V163H153ZM153 165H152V166H153ZM158 165H160V163H158ZM161 165H162V164H161ZM163 165L165 166V164H163ZM202 165H204V163H203ZM212 165H214V164H212ZM236 165H239V163L236 164ZM240 165H241V164H240ZM102 166H103V169H104V165H102ZM121 166H120V167H121ZM144 166H145V165H144ZM144 166H143V167H144ZM147 166H148V164H147ZM164 166H163V167H164ZM166 166H167V165H166ZM166 166H165V167H166ZM172 166H174V165H172ZM172 166H171V168H172ZM207 166H209V170H210V167H211V166H210V165H207ZM218 166H221V165L218 164ZM245 166H246V167H245ZM85 167H86V166H84V168H85ZM120 167H119V165H118V168H115L117 172H118V171L121 172V169H122V170H127V169H123L122 167H121V169H120ZM124 167H125V165H124ZM145 167H146V166H145ZM145 167H144V168H145ZM149 167H150V166H149ZM149 167H147V168H149ZM155 167H156V166H155ZM236 167H237V166H236ZM247 167H249V168H247ZM82 168H83V167H82ZM125 168H127V166H126ZM139 168H140V167H139ZM147 168H146V169H147ZM153 168H154V166H153ZM174 168H175V167H174ZM191 168H192V167H191ZM202 168H203V167H202ZM211 168H212V167H211ZM228 168H230L229 165H228ZM246 168H247V169H246ZM108 169H111V168H108ZM112 169L115 170L114 168H112ZM118 169H119V170H118ZM141 169H142V168H141ZM146 169H145V170H146ZM154 169H155V168H154ZM154 169L151 168L150 170H154ZM166 169H168V168H166ZM166 169L163 168V170H166ZM214 169H215V168H214ZM220 169H222V168H220ZM220 169H219V170H220ZM225 169L227 170V167H226ZM225 169H224V170H225ZM245 169L248 170V171H246ZM113 170H112V171H113ZM128 170H129V167H128ZM128 170H127V171H128ZM139 170H140V169H139ZM142 170H143V169H142ZM179 170H180V169H179ZM182 170H183V169H182ZM199 170H200V169H199ZM204 170H205V169H204ZM229 170H230V169H229ZM250 170H251V172H252V170H253L254 172L251 173ZM103 171H104V170H103ZM108 171H109V170H108ZM112 171H111V172H112ZM127 171H126V172H127ZM130 171H131V169H130ZM130 171H129V173H130ZM133 171H134V170H133ZM171 171H173V169H172ZM171 171H169V172H171ZM184 171H185V170H184ZM194 171H195V170H194ZM205 171H208V169H206ZM216 171H217V170H216ZM245 171H246L247 173H246ZM258 171H259V170H258ZM111 172H110V173H111ZM113 172H114V171H113ZM113 172H112V173H113ZM126 172H123V173L125 174ZM142 172H143V171H142ZM147 172H148V170H147ZM169 172H168V173H169ZM190 172H191V171H190ZM197 172H198V171H197ZM200 172H201V170H200ZM202 172H203V171H202ZM209 172H210V171H209ZM212 172H213V171H212ZM243 172H244V175H245V173H246V176H250V177L252 176L251 178L248 177V178H250V180H249L248 178H246V176L241 175V173L243 174ZM249 172H250V173H249ZM105 173H107V168H106V172H105ZM108 173H109V172H108ZM138 173H139V172H138ZM145 173H146V171H145ZM152 173H153V171H152ZM152 173H151V175H152ZM158 173H159V172H158ZM161 173H163V172L161 171ZM164 173H165V172H164ZM164 173H163V174H164ZM183 173H185V172H183ZM187 173H188V172H187ZM221 173H222V172H221ZM113 174H114V173H113ZM117 174H118V173H117ZM132 174H133V173H132ZM163 174H160V176L163 175ZM174 174H176V173H174ZM190 174H191V173H190ZM190 174H189V175H190ZM199 174H200V173H199ZM205 174H206V172H205ZM205 174H204V177H207V176H205ZM207 174H208V176L210 177V174H209V173H207ZM223 174H224V172H223ZM225 174H226V173H225ZM225 174H224V176H225ZM228 174H230V173H228ZM228 174H227V175H228ZM259 174H260V173H259ZM119 175H120V174H119ZM125 175H126V174H125ZM125 175H123L124 178H126ZM135 175H136V174H135ZM140 175H141V174H140ZM143 175H144V172H143ZM143 175H142V176H143ZM148 175H149V174H148ZM148 175H147V176H148ZM151 175H150V176H151ZM168 175H169V174H168ZM168 175H167V178H168ZM170 175H171V174H170ZM211 175H212V174H211ZM238 175H239V177H238ZM108 176L110 177V175H108ZM115 176H116V175H115ZM133 176H134V175H133ZM173 176H174V175H173ZM183 176H184V174H183ZM241 176H243L247 181H248V180H249V181H248V182H247V181H243V180H245V179H244V178H241ZM258 176H259V178H258ZM106 177H107V174L105 175V178H106ZM111 177H112V176H111ZM111 177H110V178H111ZM117 177H118V175H117ZM117 177H116V178H117ZM120 177H122V175H120ZM130 177H131V176H130ZM140 177H141V176H140ZM151 177H153V176H151ZM157 177H159V174L157 175ZM163 177H164V175H163ZM204 177H203V178H204ZM124 178H123V179H124ZM161 178H162V176H161ZM171 178H172V177H171ZM178 178H179V177H178ZM183 178H184V177H183ZM211 178H212V177H211ZM218 178H219V177H218ZM224 178H225V177H223V179H224ZM106 179H107L106 181H109V180H108V177H107ZM145 179H146V178H145ZM145 179H144V180H145ZM154 179H156V178L154 177ZM165 179H166V178H164V182L168 180V179H167V180H165ZM188 179H189V178H188ZM228 179H229V177H228ZM254 179H252V180H254ZM98 180H99V179H98ZM113 180H114V179H111V181H113ZM118 180H119V179H118ZM129 180H130V179H129ZM147 180H148V179H147ZM159 180H160V177H159ZM161 180H162V179H161ZM178 180H179V179H178ZM219 180H220V179H219ZM226 180H227V179H226ZM229 180H230V179H229ZM106 181H105V183H106ZM115 181H116V180H115ZM168 181H169V180H168ZM172 181H173V180H172ZM224 181H225V180H224ZM224 181H223V182H224ZM256 181L259 183V187H260V185L262 186V187H260V188L258 187L259 189L254 188L255 186H256V187L258 186V183H257ZM127 182H129V181L127 180ZM127 182H126V184H128V186L130 187V184L127 183ZM176 182H177V181H176ZM219 182H222V181H218L217 183H219ZM230 182H231V181H230ZM254 182H255V184H256V183H257V184H256V185L253 184ZM3 183H4V182H3ZM8 183H9V182H8ZM111 183H112V182H111ZM113 183H114V182H113ZM130 183H131V182H130ZM167 183H168V182H167ZM169 183H170V181H169ZM179 183H180V182H179ZM204 183H205V182H204ZM226 183H227V182H226ZM99 184H100V183H99ZM114 184L116 185L117 183H114ZM114 184H113V185H114ZM126 184H125V185H126ZM152 184H153V183H152ZM196 184H197V183H196ZM222 184L224 185V183H222ZM230 184H231V183H230ZM105 185L107 186V183H106ZM115 185H114V186H115ZM117 185H120V184H117ZM131 185H132V184H131ZM168 185H169V184H168ZM178 185H179V184H177L176 186H178ZM180 185H181V183H180ZM180 185H179V186H180ZM223 185H222V186H218V190H219V192H217V191H218V190H217V187H216V189H214V191L217 192V193H215L213 190L211 191L212 193L214 192V193L216 194V199L219 200V201L217 202V200H214V199H215V194L213 193L214 196H212V199H211L210 201L213 200L215 203L213 202V203H214V204H213V203L209 202V203H211V204L208 203V205L215 206V207L210 206V207H212V208L210 209V211L213 210L212 212H213L214 215H212L211 213H209V214L213 217L212 219H216V220L214 221V222H216V223H214L213 220H212L211 217H210V221H211V224H210L211 226H210V227H212L213 224H214V228H213L214 232H216V233L218 234V236L222 238L221 235L226 236L229 232H230V233H229V236H230V237L233 236V235H235V234H236L235 236H237V234H239V233H237V231H234V232H233V230L236 229V228H240L241 226H242V227H243V226H244V227L246 226L245 228H244V227L242 228V229H244V230L246 231V229H247V225L249 224L250 226H248V229H249V227H250L249 230H250L251 232H249V230L247 229V231H248V235L251 237L250 234L252 233V234H253L252 239H253V238H254V239H253V240L251 239L252 241L250 240V244H249V245L247 244V246H248V248H254V249L252 250L253 252H256V251H255V248H256V250H258L259 252H261L260 249H262V248L264 247V245H263L264 239H261V238H262L261 235H263V238H264V234L262 233V234L260 235V233L264 230V219H263L264 215L262 216L263 221L260 220L261 218L259 219V220H260V221H259V220H257V219H258V218H257V214H255V213L253 214L254 210L250 209L249 214H251V215L253 214V215H254L253 217L256 216V219L254 218V219H255V220H254L252 216H247L248 214H247V211L245 210V212H246V213L244 212V213L246 214L245 217H246V216H247V218H248V217H251L253 221H251V218H249L250 221L246 218V219L248 220V221H247V220L244 219V216H243V219H244V220L241 219L242 221L240 220V223H242V222H244V221H245L246 223H245V222H244L243 224L238 223V225H237L236 222H239V221L234 222V220H232L233 223H234V224H233L234 226H231V227H230V225H232V221L229 222V218H231V216L228 218V220H227L228 222H227V221H226L227 217H224V215L226 214V213H225L226 211H229V210H230L229 212H231V210H234V211H235L236 208H234V206H233L234 204H233V203H232V204H233V205H232L233 207L231 206V202H230V203H229V202L226 203V200H227V196H228V195L226 196V194H225V193H226L225 191L227 190V189H225V188H227V187L224 188ZM245 185H246V184H245ZM253 185H254V186H253ZM106 186H105V187H106ZM114 186H113V187L111 186V188L114 189ZM128 186H127V187L125 186V187L128 188ZM152 186H153V185H152ZM159 186H160V185H159ZM166 186H167V185H166ZM174 186H175V185H174ZM176 186H175V188H176ZM248 186H249V185L247 184V187H248ZM116 187H117V186H116ZM134 187H135V186H134ZM150 187H151V186H149V187H147V188H150ZM163 187H164V183H163ZM167 187H168V186H167ZM171 187H172V186H171ZM183 187H185V186H183ZM203 187H204V186H203ZM220 187H221V188H220ZM252 187H251V188H252ZM98 188H99V187H98ZM126 188H125V189H126ZM154 188H155V187H153V189H154ZM173 188H174V187H173ZM181 188H182V187H181ZM219 188H220V189H219ZM222 188H223V189H222ZM249 188H250V187H249ZM6 189H7V188H6ZM131 189H134V191H136L135 188H132V186H131ZM161 189H162V188H161ZM165 189L167 190V188H165ZM168 189H169V188H168ZM177 189H178V188H177ZM185 189H186V188H185ZM245 189H246V188H245ZM247 189H248V188H247ZM255 189H256V190H255ZM4 190H5V189H4ZM97 190H98V189H97ZM97 190H96V191H97ZM107 190H109V189L107 188ZM148 190H149V189H148ZM148 190H146V191H147V194H148V193L150 194L151 192H153V191H150V190H149L150 192H148ZM151 190H152V189H151ZM166 190H165V192H166ZM220 190H221V191H220ZM224 190H225V191H224ZM240 190H241V189H240ZM254 190H255V191H254ZM263 190H264V189H263ZM7 191H8V190H7ZM98 191H99V190H98ZM102 191H103V190H102ZM110 191H112V190H110ZM128 191H129V188H128ZM139 191H140V190H139ZM141 191H142V190H141ZM146 191H145V192H146ZM155 191H156V190H155ZM181 191H182V190H181ZM184 191H185V190L183 189L182 192H184ZM100 192H101V191H100ZM105 192H106V191H105ZM130 192H131V191H130ZM182 192H181V193H182ZM211 192H210V193H211ZM221 192H222V193L224 192L226 198H225V196H224L223 194L221 195ZM229 192H230V191H229ZM253 192H255V193H257V194H255V193H253ZM259 192H260V191H259ZM1 193H2V192H1ZM108 193H109V192H108ZM131 193H132V192H131ZM138 193H139V192H138ZM154 193L157 194V192H154ZM195 193H196V192H195ZM244 193H246V192H244ZM143 194H144V193H143ZM143 194H141V195H142L141 198L144 197ZM145 194H146V193H145ZM149 194H148V195H149ZM152 194H153V193H152ZM152 194H150V195H152ZM164 194H165V193H164ZM167 194H168V193H167ZM167 194H166V195H167ZM169 194H170V193H169ZM192 194H193V193H192ZM192 194H190V195H192ZM100 195H101V194H100ZM106 195H107V194H106ZM109 195H110V194H109ZM130 195H131V194H130ZM133 195H134V194H133ZM137 195H138V194H137ZM148 195H147V196H148ZM153 195H154V194H153ZM181 195H182V194H181ZM198 195H199V194H198ZM107 196H108V195H107ZM134 196H135V195H134ZM155 196H156V195H155ZM155 196H154V197H155ZM178 196H179V195H178ZM178 196H177V197H178ZM201 196H202V195H201ZM207 196H208V195H207ZM220 196H221V198H220ZM243 196H244V194H243ZM246 196H247V195H246ZM102 197H103V196H102ZM132 197H133V196H132ZM149 197H151V198H149ZM149 197H148V198H149L150 200L147 199V204H146V200H145V199H144L145 203L143 204V205H146L145 207H147V209H151V208L153 209V208H154L153 205H154V204H158V202H160L159 204H162V205H163V202H164V201H162V199H161V201H162V203H161V201H159L160 198H159V200H158V196H157V199L154 198L155 200L158 201L157 203H155V200L152 198V196H149ZM168 197H170V196L168 195ZM185 197H186V195H185ZM213 197H214V198H213ZM222 197H224V200H223ZM259 197H261V198H259ZM262 197H263V199H262ZM73 198H74V197H73ZM103 198H105V197H103ZM126 198H127V197H126ZM129 198H130V197H129ZM145 198H146V197H145ZM164 198H166V197H164ZM164 198H163V199H164ZM203 198H204V196H203ZM218 198H219V199H218ZM249 198H248V199H249ZM78 199H79V197H78ZM105 199H109V198L107 197V198H105ZM130 199H131V198H130ZM130 199H129V200H130ZM133 199H134V198H133ZM133 199H132V200H133ZM138 199H140V198H137V200H138ZM151 199H153V200L151 201ZM221 199H222L225 203H224ZM225 199H226V200H225ZM244 199H245V198H244ZM2 200H3V199H2ZM137 200H135V201H137ZM148 200L151 201V202L154 203V204H152V203H151V204H148V202H149ZM164 200H165V199H164ZM167 200H168V199H167ZM183 200H185V199H183ZM73 201H74V200H73ZM73 201H72V202H73ZM127 201H128V200H127ZM135 201H132V202H131V203H133V202L136 203V204H134V205L126 204V205L133 206V207H131L130 209L133 208V210H135L134 213H132V210L129 209L130 206H129V207L127 206V208H128L129 210H124V211H126V212L130 211L132 214H134V215H132V216H134L135 219H133L134 217H132V216L130 217V213H129V212H128L129 215H128L127 217L131 218V219H130L131 221H132V219H133V222H134V223H137L136 221H140V220L136 219V217H140V215H138V213L141 214V213H143L142 211H144V210L142 209V211L140 212L139 208H137V207H138L137 205L141 204V202H140L139 200H138V202H135ZM181 201H182V200H181ZM252 201H253V203H252ZM255 201H256V202H255ZM257 201H258V202H257ZM72 202H71V203H72ZM129 202H130V201H129ZM129 202H128V203H129ZM139 202H140V203H139ZM169 202H170V201H169ZM183 202H184V201H183ZM188 202H189V201H188ZM188 202H187V203H188ZM216 202H217V204H216ZM250 202L252 203V205L254 204V206H252V205L250 204ZM137 203H139V204H137ZM142 203H143V201H142ZM0 204H1V203H0ZM74 204H75V203H74ZM80 204H81V203H80ZM183 204H184V203H183ZM189 204H190V203H189ZM243 204H244V203H243ZM249 204H250L252 207L249 206ZM33 205H35V204H33ZM89 205H91V204H89ZM95 205H97V203H96ZM135 205H136V206H135ZM147 205H148V206H147ZM149 205H152L151 208H149ZM164 205H165V204H164ZM185 205H186V204H185ZM191 205H192V204H191ZM208 205H207V206H208ZM216 205H217V207H216ZM225 205H226V206H225ZM228 205H229L230 207H229ZM71 206H72V205H71ZM71 206H70V207H71ZM139 206H140V205H139ZM248 206H249V208H248ZM2 207H3V206H2ZM34 207H36V205H35ZM72 207H73V206H72ZM72 207H71V209H73V208L75 207V205H74L73 208H72ZM79 207H80V206H79ZM91 207H94V205H91ZM100 207H101V206H100ZM125 207H126V206H125ZM125 207H124V208H125ZM134 207H136V208L134 209ZM145 207H143V208H145ZM155 207H156V206H155ZM157 207L160 208V206H157ZM210 207H209V208H210ZM228 207H229V208H228ZM64 208H65V207H64ZM64 208H63V209H64ZM76 208H77V206H76ZM86 208H87V207H86ZM161 208H162V209H161ZM161 208H160V210L162 211V210H163V207H161ZM207 208H208V207H207ZM209 208H208V210H209ZM214 208H217L218 211H217L216 209H214ZM231 208H232V209H231ZM260 208H261V209H260ZM77 209H78V208H77ZM93 209H94V208H93ZM95 209H96V208H95ZM147 209H145V210H147ZM164 209H165V208H164ZM226 209H227V210H226ZM243 209H244V208H243ZM257 209H260V210L257 211ZM40 210H41V209H40ZM46 210H47V209H44V211H46ZM74 210H75V209H74ZM81 210H82V209H81ZM85 210H86V209H85ZM90 210H91V209H90ZM97 210H98V209H97ZM97 210H96V211H97ZM138 210H139V212H137ZM199 210H200V209H199ZM1 211H2V210H1ZM44 211L41 210L40 212L43 213ZM49 211H50V209H49ZM49 211L47 210L45 213L49 214ZM75 211H76V210H75ZM78 211H79V210H78ZM94 211H95V210H94ZM149 211H150V210H149ZM166 211H167V210H166ZM214 211H215V212L217 211V212L215 213ZM220 211H221V213L223 214V217H224L225 219L221 216ZM237 211H238V210H237ZM251 211H252V213H251ZM84 212H85V211H84ZM97 212H98V211H97ZM144 212H145V211H144ZM150 212H151V211H150ZM158 212H159V211H158ZM158 212H156V213H158ZM163 212H164V211H163ZM208 212H209V211H208ZM42 213H41V214H42ZM65 213H66V212H65ZM160 213H161V212H160ZM218 213H219V214H218ZM227 213H228V212H227ZM231 213L233 214V212H231ZM235 213H236V211H235ZM235 213H234V214H235ZM33 214H34V213H33ZM39 214H40V213H39ZM39 214H38V215H39ZM119 214H120V213H118V216H119ZM124 214H126V213H124ZM124 214H123V215H124ZM146 214L148 215V213H146ZM152 214H153V212H152ZM152 214H150V216L148 215V219L152 220V217H151ZM184 214H185V213H184ZM215 214H216V216H215ZM217 214H218V215H217ZM261 214H262V215H261ZM71 215H72V213H71ZM71 215H70V216H71ZM121 215H122V211H121ZM123 215H122V216H123ZM135 215H138V216H135ZM153 215H155V214H153ZM153 215H152V216H153ZM162 215H163V214H162ZM186 215H187V214H186ZM189 215H190V214H189ZM219 215H220V218H215V217H217V216H219ZM226 215H228V214H226ZM229 215H231V214H229ZM229 215H228V216H229ZM260 215H261V216H260ZM44 216H45V215H44ZM73 216H74V215H73ZM118 216H117V217H118ZM122 216H121V217H122ZM157 216L159 217V215H157ZM165 216H167V215H165ZM48 217H49V216H48ZM71 217H72V216H71ZM146 217H147V216H144V218H146ZM149 217H151V218H149ZM160 217H161V216H160ZM160 217H159V220H161ZM184 217H185V215H184ZM190 217H191V216H190ZM207 217H208V216H207ZM233 217H234V215H232V219L235 218V217H234V218H233ZM124 218H125V217H124ZM129 218H128V219H129ZM141 218H142V217H141ZM162 218H163V217H162ZM185 218H186V217H185ZM185 218H184V219H185ZM208 218H209V217H208ZM241 218H242V217H241ZM107 219H108V218H107ZM115 219H116V218H115ZM188 219H189V218H188ZM218 219H219V220H218ZM108 220H109V219H108ZM110 220H111V219H110ZM119 220H121V219H118V218H117V219L115 220V222H116V223H117V222H120ZM125 220H126V219H125ZM141 220H142V219H141ZM150 220H148V224H147V225H149V226L151 227L152 224H151V225L149 224V223H151V222H149ZM157 220H158V218H157ZM236 220H238V219H236ZM256 220H257V221H256ZM106 221H107V220H106ZM258 221L261 222V224L259 223L260 225L258 224ZM107 222L109 223V221H107ZM111 222L114 223L113 220H111L110 223H111ZM126 222H127V220H126ZM126 222H122V224H120L121 222H120L119 224L117 223L118 226H117L116 223H114V224L116 225V228H118L119 225H120V226H121V225H124V223L126 224ZM146 222H147V221H146ZM152 222L155 223L154 221H152ZM247 222H248V224H247ZM250 222H251V223H250ZM252 222H257V224L252 223ZM262 222H263V223H262ZM68 223H69V222H68ZM108 223H107V224H108ZM156 223H157V221H156ZM114 224H112V225H113V228L111 227L112 229H114V227H115ZM139 224H140L139 226L142 227V222H141V223L139 222ZM228 224H229V227L231 228V231L224 230V229H225V228H224L225 225H228ZM244 224H246V225H244ZM262 224H263V225H262ZM108 225H109V224H108ZM129 225H130V226H129ZM145 225H146V223H145ZM235 225H236V228H234ZM240 225H241V226H240ZM110 226H111V224H110ZM124 226H125V225H124ZM124 226H123V228H124ZM128 226H129V228H130V227L133 226V225L128 224ZM128 226H126V228H127ZM134 226H136V225H134ZM207 226H208V225H207ZM215 226H216V227H215ZM239 226H240V227H239ZM262 226H263V227H262ZM108 227H109V226H108ZM108 227H107V228H108ZM144 227L147 228V226H143V228H144ZM210 227H209V229L212 230V228H210ZM226 227H227V226H226ZM232 227H233L234 229H233ZM105 228H106V226H105ZM107 228H106V230L104 229V230L106 231V233H107L108 229H110V228H108V229H107ZM116 228H115V230H116ZM123 228H120V227H119V229H121V230H122ZM138 228H139V227H138ZM262 228H263V229H262ZM119 229H117V231H119ZM130 229H131V228H130ZM232 229H233V230H232ZM121 230H120V231H121ZM126 230H127V229H126ZM210 230H209V232H210ZM215 230H216V231H215ZM221 230H222V231H223V230H224V231H228V233H227V232H224V231L220 233ZM244 230H243V231H244ZM117 231H116V232H117ZM120 231H119V232H120ZM122 231L124 232V229H123ZM134 231H135V230H134ZM205 232H206V231H205ZM218 232H219L221 235H220ZM232 232H233L234 234H233ZM239 232H241V231H239ZM108 233H109V232H108ZM111 233H112V230H111ZM125 233H126V231H125ZM128 233H129V232H128ZM132 233H133V231H132ZM132 233H131V235H132ZM224 233H226V235H225ZM243 233H244V232H243ZM249 233H250V234H249ZM109 234H110V233H109ZM109 234H108V235H109ZM115 234H116V233H115ZM115 234L113 235V233H112L113 236H116V235H117V234H116V235H115ZM122 234H123V233H122ZM207 234L209 235V233H207ZM207 234H206V238H207ZM232 234H233V235H232ZM118 235H119V233H118ZM120 235H121V233H120ZM120 235H119V236H120ZM131 235H130V236H131ZM113 236L110 235V237H113ZM121 236H123V235H121ZM124 236H126V235H124ZM203 236H204V235H203ZM209 236H210V238H212L211 236H213V234L210 233ZM235 236H233V238H232V237H231V238L229 237L227 240H226V239H223L224 242L227 241L226 243H224V242L222 241V243H223V244H222L223 248H226V250H227V246H228V245H231L230 242H232V244H233L234 246H235V245L237 246L238 243H237V244H234V241H235V240H234V237H235ZM246 236H247V234H246ZM246 236H245V238H244V236H243V237L241 236L242 238H240V239H246V238L248 239L249 236H247V237H246ZM260 236H261V237H260ZM110 237H109V238H110ZM131 237H132V236H131ZM199 237H202V236H199ZM214 237H216V236H214ZM259 237H260V238H259ZM124 238H125V237H124ZM129 238H130V237H129ZM189 238H190V237H189ZM210 238H208V240H209ZM107 239H108V238H107ZM111 239H113V238H111ZM116 239H117V241L119 240V239H118V236L116 237ZM122 239H123V238H120V240H122ZM185 239H186V238H185ZM230 239H231V240H230ZM238 239H239V238H238ZM247 239H246V241H247ZM249 239H250V238H249ZM249 239H248V240H249ZM109 240H110V239H109ZM114 240H115V237H114ZM211 240H212V239H211ZM228 240H229L230 242H229ZM232 240H234V241H232ZM259 240H263V241H259ZM130 241H131V240H130ZM213 241H214V239L212 240V243H211L210 240H209V244H206L207 246H205V249H206L205 251H204V247H202L203 250L200 249V250H201V251H200V250H199L200 247H198L199 245L196 244V245H197L196 247L198 248V249L196 250V249H195V246H194L193 244H191V245L189 244L190 246H188V247L191 248V246H192V247L194 246L193 249H195V250L197 251L196 254L198 253V251H200L198 254H199V255L201 254V255H200L201 258L205 260V261L202 260V259L200 258V256H199V259H198V256L193 257L194 259L197 258V259L199 260V261H198L199 264H200L202 261H203V263L205 262L206 264H212L213 262H214L213 264H216V263L219 264V261H220V260H221V261H220V264H223V263L225 264L226 262H228V260L231 261L232 258L234 259L233 262L231 261L232 264H234V262H235V258H236V263H235V264H242V263L244 262V260H243L242 257H244V254L246 255L247 253H244V254H243V253H240V254H241V257H239V258H238V256H240V255H237V254L235 253L234 256H236V257L234 258V257H232L233 255L231 256L230 253H229V254H227V255H229V258H230V256H231L232 258H231V259L227 258V261H225L226 258H224V257H220V256H221V254L225 255L228 251H226V253L224 254V253H223V250H222L221 248H219V247H221V245L219 246V245H217L216 243H213ZM239 241H240V240H239ZM123 242H124V239H123ZM128 242H129V241H128ZM190 242H191V241H190ZM197 242H198V241H197ZM214 242H215V241H214ZM236 242H237V238H236ZM236 242H235V243H236ZM243 242H245V240H242V242H240V243L242 244V246H240V245L238 244V245L240 246V248H238V249H236V250H240L241 248H243V245L246 246V242H245V244H243ZM259 242H261L262 244L259 243ZM164 243H165V242H164ZM187 243H188V242H187ZM193 243H196V242H193ZM218 243L221 244V240H220V242H218ZM227 243H228V244H227ZM229 243H230V244H229ZM247 243H249V241H247ZM258 243H259V245H258ZM184 244H185V243H184ZM199 244H200V243H199ZM210 244H211V245L213 244L214 248H212V246H210ZM224 244H225V245L227 244V245L224 246ZM124 245H125V244H124ZM124 245H123V246H124ZM166 245H167V244H166ZM169 245H170V244H169ZM215 245H217V246L215 247ZM260 245H263V246H260ZM218 246H219V247H218ZM234 246H233V247H234ZM236 246H235V247H236ZM239 246H238V247H239ZM258 246H259L260 249L257 248ZM208 247H209V248H208ZM210 247H211V248H210ZM217 247H218V249H215V248H217ZM228 247H229V246H228ZM233 247H232V248H233ZM235 247H234V248H235ZM166 248H169V247H166ZM170 248H171V247H170ZM178 248H179V247H178ZM184 248H185V247H184ZM186 249H187L186 255H189V254H190V253H189V250H190V252L193 253V251H192L191 249H189V250H188V248H186ZM219 249H221L222 253H220L221 251H219ZM230 249H231V248H230ZM230 249L228 248V250H230ZM171 250H172V249H171ZM195 250H194V252H195ZM233 250H234V249H233ZM233 250H230V251L232 252ZM245 250H247V249H245ZM262 250H264V248H263ZM179 251H180V250H179ZM179 251H178V254L180 253L181 256L183 255V253H185V249H184V251H181V252H179ZM242 251L244 252L243 249H242ZM258 251H257V252H258ZM182 252H183V253H182ZM201 252H202V253H201ZM206 252H207V253H206ZM238 252H239V251H238ZM240 252H241V250H240ZM259 252H258V253H259ZM68 253H70V252H68ZM73 253H74V252H73ZM75 253H76V252H75ZM169 253H170V251H169ZM209 253H210V254H209ZM212 253H213V254H216V255H215V256H212ZM79 254H80V253H79ZM171 254H173V253H171ZM171 254H170V255H171ZM205 254H207V255H211V256H210L211 260L209 259V256H207V255H205ZM217 254H218V255H217ZM248 254H250V253H248ZM248 254H247V255H248ZM251 254L253 255V257H250ZM251 254H250L249 257H250V259L252 258L254 261L257 260V261H255L256 264H259L258 261H259V262H262L261 260H258L260 256L256 255V253H255V257L258 256L257 258L254 257V253L251 252ZM259 254H261V256H263V257H261V259L263 258L262 260H263V262H264L263 251H262L261 253H259ZM80 255L82 256V254H80ZM166 255H167V254H166ZM180 255H178V257H181ZM184 255H185V254H184ZM191 255H193V254H190V256H188V257H189V258L191 257V259H192V256H191ZM64 256H65V255H64ZM70 256H71V255H70ZM70 256H68L69 259H70ZM75 256H77L78 260L81 259V262H82V261H84V259H85V257H86L87 255H86V254L83 255L84 258H83V257L81 258V257L79 256V257H80V258H79L78 255H77V253H76ZM88 256H89V255H88ZM173 256H174V255H172V258H173ZM205 256L208 257V261H207V262H206V259H207V258H206ZM216 256H217L218 260L220 259L219 261L217 260ZM65 257L67 258V256H65ZM73 257H74V256H73ZM73 257H72V258H73ZM168 257H170V256L168 255ZM168 257L166 256V259H167ZM174 257L176 258V256H174ZM204 257H205V258H204ZM213 257H214L215 259H213ZM246 257H248V256H246ZM66 258H65V259H66ZM72 258H71L70 261H72L73 264H78V263H76V262H80V260L78 261L76 258H73V260H74V261H73ZM140 258H141V257H140ZM175 258H174V263H175ZM183 258H184V260H186V259H187V256H186V258L183 256ZM222 258H223V259H222ZM237 258H238V259H237ZM75 259H76V260H75ZM93 259H94V258H93ZM99 259H100V258H98V260H99ZM121 259H122V258H121ZM133 259H134V258H133ZM197 259H195V260H197ZM241 259H242V263H240V262H241ZM244 259H246V262H245L244 264H246V263H248V264H255L254 261H252L253 263H249L248 260H247L248 258H245V257H244ZM252 259H251V260H252ZM62 260H64V258H63ZM67 260H68V259H67ZM86 260H87V257H86V259H85V262H83V263H86V262H87ZM91 260H92V259L90 258L89 261H91ZM94 260H95V259H94ZM98 260L96 259V262H97ZM114 260H116V259H114ZM123 260H124V259H123ZM169 260H170V259H169ZM169 260H168V261H169ZM187 260H188V259H187ZM200 260H202V261H200ZM216 260H217V261H216ZM223 260H224L225 262H224ZM237 260H239L240 262H238ZM100 261H101V259H100ZM148 261H149V260H148ZM163 261H164V260H163ZM172 261H173V259L171 260V262H172ZM188 261H190V260H188ZM211 261H213V262H211ZM64 262H65V260H64ZM74 262H75V263H74ZM122 262H123V261H122ZM135 262H136V261H135ZM154 262H155V261H154ZM176 262H177V258H176ZM178 262H179V261H178ZM180 262H181V261H180ZM185 262H186V261H185ZM231 262H228V263L231 264ZM237 262H238V263H237ZM66 263H67V261H66ZM66 263H65V264H66ZM72 263L69 262V260H68V264H72ZM91 263H94V261H93V262L91 261ZM100 263H101V262H100ZM103 263H104V262H103ZM105 263H106V262H105ZM117 263L120 264L121 262H120V263L117 262ZM141 263H142V262H141ZM144 263H145V262H144ZM144 263H143V264H144ZM151 263H153V261H152ZM169 263H170V262H169ZM174 263H173V264H174ZM203 263H201V264H203ZM205 263H204V264H205ZM228 263H226V264H228ZM81 264H82V263H81ZM88 264H89V262H88ZM107 264H108V262H107ZM130 264H131V263H130ZM167 264H168V263H167ZM175 264H176V263H175ZM179 264H180V263H179ZM184 264H185V263H184ZM192 264H193V263H192ZM260 264H261V263H260ZM262 264H264V263H262Z\"/></svg>","mask_w":264,"mask_h":264}]
</instances>
